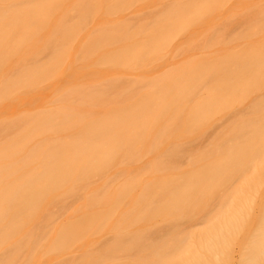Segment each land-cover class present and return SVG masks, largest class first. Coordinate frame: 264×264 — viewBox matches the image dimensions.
<instances>
[{
  "label": "bare ground",
  "instance_id": "6f19581e",
  "mask_svg": "<svg viewBox=\"0 0 264 264\" xmlns=\"http://www.w3.org/2000/svg\"><path fill=\"white\" fill-rule=\"evenodd\" d=\"M165 1H167V0H0V133L2 134V135H0V137H2V136L4 137V139H3V137H2V139L0 138V264H18V263H21V264H38V263H40L41 264V262H43V264L44 263L46 264V262L47 263L53 262L52 264H54L57 260L59 261V262L57 261L58 263L56 262L57 264H231V262H229V260H228L229 256L232 253V252L229 253L230 251H232L231 246L233 244H235L238 239L240 240L239 236L241 237L243 234L247 235V233H245V232L249 231V229H247V227H249L250 229L252 227V229H251L252 231L250 230L249 231L250 233H248V234L253 233L254 235L252 234L253 236H251L250 238H249V235L245 236V238L243 237L244 236L243 235L242 236L243 238L241 237V240L240 241L238 240V242H240V244L238 243L239 246L242 247L244 245L243 246L244 248L242 247V250H243L242 264H264V210H262V208L264 209V205H263L264 200L261 201V199H260L261 204H258L259 200L257 199V195H256L257 194V190H256L257 186L260 184L262 185L261 179L263 176H262L261 171L263 170V172H264V165L262 162V161H264V159H262V156L264 158V154H263V152L259 151L260 147L264 151V148H263V146H264V144H263L264 137L263 136L264 135H262V133H264L262 131V130H264L263 129L264 126L261 127V124L262 125L264 124V118L259 119L261 117H256V115H254V114H253V118L255 116L254 119H251L252 118L251 116L248 117L250 119L247 118V116H248L247 112H249L250 114L255 113V112H259V110H260L259 107H261V109L264 110V104L260 106V104L264 103V98L261 99V100H263L262 103H259V102H261V100L258 98L252 100L251 103L253 104V102L255 101L254 102L255 105L250 104L252 106L248 107L249 108V109H247L248 111L244 112L245 115L247 114V116L243 115L244 113L243 114L241 113L247 120L244 117L242 118V115L240 114L238 117H236L237 119L236 118L234 119L235 123L232 122V123H234V125H232V123H230L232 126L230 128V131L232 133L229 131V128H227V130H228L227 134L228 133H229V135L231 134L230 136L233 137L232 140L235 139V140H233L234 141L233 144L228 145L229 147L230 146L232 147L233 145H235V147L237 149H239V147H240V149H242L241 145L245 146V144H247L246 145L247 148L243 146V149L245 148L244 151L239 150L241 153L246 152L247 149L250 150L251 148H254L259 143L258 144L259 147L257 146V148L251 149L250 151H248L251 153L250 154L248 153L249 155L247 154V156H250V159H251V156L254 157L252 152L255 153V151L258 149L257 151H259V152H257L256 154L257 155L263 154V155L261 156V159H260L255 154L256 158H254V159L259 158L261 160V162H260V160H259V162H256L255 160H252V161L250 160L253 166L250 164L249 160H247V162H249L248 165H250L251 167H254V168H256V164H257V166L259 165V167H263V168L257 167L258 171L261 172L260 173L261 175L259 174V172L255 171V169L253 171L255 173H252V170H251V172H244L245 166L242 168V166L240 167V165L243 164L242 163L243 161L245 162V159L243 160L241 157L240 159L236 160L237 157H240L242 155L244 157V154L241 155V153L238 152L236 149H235L236 151L232 148L228 149L227 145H226L227 149L224 146L223 148H225L226 150H223L221 145H219V144L217 145L214 143V151H216L215 150L217 148V147L215 148L216 145L218 146L219 151H221V152H219L217 150L215 155L217 157L222 156V158L224 159L225 154L228 153L226 156H228V159L230 156L229 161L233 162L231 166L234 165L233 167L235 168V166L237 167V165H238V167H237L239 169V171L237 173L238 175H239V172L241 171L240 168H242L243 172L241 171L242 174L240 172V174H241L240 176H242L244 173L245 176L244 175L243 176L245 178L248 176V179H249L251 175L249 176L247 174L252 173V175L254 176V179H259L258 181L261 183L256 182L257 180H254L253 176H251L252 177L251 181L254 180L252 182L249 180V182L252 183V185H251L248 182L246 183L247 178L245 179L242 176L241 182L244 181L243 180V178H244L245 179L244 182L246 183V185H248V186L251 185V188L248 186L246 188V186L243 187L244 185L243 186L241 185L245 190L243 188L240 189L241 188L240 186H239L240 190L239 189L234 190L237 192L239 190V193H240V194L239 193L237 194V195H239L238 197L236 195L237 198H234L235 204L238 203V205H237L238 208L236 207L234 202H230V203L227 202V203H228V205L232 203L235 206V208H234V206H232V204H231L232 207H229V206L227 207V203H225L226 199L223 200L222 202H224V204L222 203L221 206L224 205L223 207H225V206L227 207L225 209L222 208L225 211V213H227V214H225L222 209L221 210L223 211V213L222 212L220 213L221 210H219V209L221 207H218V209L216 210L217 212L215 211L217 214H214L215 217L217 216L216 218H214L213 215L212 216L209 215L210 217H213V218H211L209 220L210 217L208 216V220H206L207 218L205 219L206 221H208V222H204V223H207L206 224L207 228H205V226L203 225L204 228L201 226L202 227L201 231H199V229L192 230V232L190 234H192L193 232L196 231L195 233L190 235L193 237V240L191 239L192 237L187 238L188 237L187 236L186 237L188 239V242H187V240L185 239L183 234H182L183 237L180 238L181 234H177L179 232H176V233L174 232V230L177 231V228H176L177 227V225H176L177 221H176V219L175 220L173 219V222H172V218L174 217L173 215L177 216L178 214L181 213V215H179V217L184 216V217L190 218L192 216L193 211H195L196 209L199 208V207H197L199 205V202L197 203L198 200H196V198H195L197 196L196 194L201 196L200 195L202 192L201 190L203 188L207 187V185H208L205 183L206 180H208V182L210 184L208 185L207 189L205 188L206 191L205 190H203V191H205V193H208L210 191L209 194H211V192H212L211 190L213 189L212 187L214 186L215 181L213 184V180L210 182L209 178L211 179V177H212V179H213V175L214 176L217 175V177H218V175L220 173L219 174L216 173V170H217L216 168H219L222 170V168L226 166V162L223 161L222 158L216 157V159H214V160L218 161L221 159L220 160L221 162H218V164H216L217 161L212 162L213 161L212 159H210L211 160L210 161L208 159L210 157L209 156L206 157V154H204V153H202V155H205V157H206L205 159H202V158H204V156L202 158H200V155L197 157L199 159L196 160L197 161L196 163H198V161H199V163L203 162L202 165L200 163L201 167L205 165V163L207 162V159H208V162H211V164L208 163L209 164L208 167L211 168V165H214V167H212L210 170H213V172H214V169H216L215 170L216 174H213L211 176H210L211 173L207 174L205 172V175H204L203 171H202V174L200 173L201 178H203V180L205 179L203 181L204 183H202L205 186H203L202 184H199V186L202 185L203 188L202 187L198 188L199 186L197 185L199 183L198 181H202L199 173H195V175L199 174L198 177L200 179V180H195L198 182V183L196 182L197 184L194 183L195 187L192 186L193 182H195V181L194 180L192 181L191 179H189L191 177L187 178V179H189L188 182L192 181V183H190L191 186H190V184L187 183V179H186V181H183L184 178L190 176L194 172H197L198 169L192 168L191 170H196V171H193V172L191 171L192 173H190V171H189L188 176L184 175L185 177L183 179L181 177L182 182L184 184H186L189 188V189L187 188L188 194L191 195V193H189V192H191L190 189H192V190H195L197 188L200 189L199 190L200 194L199 193H193L196 195L195 197L192 194L195 199L192 197V195L187 197L184 194V193H186V192H184L185 188L182 189L183 190L182 191L181 188H179L177 185L173 186V184L171 182L170 183L172 184L173 188H171L172 186L170 188H171V190L172 189H174V190H172V191L167 190L169 193L171 192L170 193L171 195H170L166 190L161 189L160 184L163 185L162 182H164L162 180V182L159 185H157V187L159 186L157 188V191H159V190L163 191V192L160 191V193L157 192L158 193L157 195L159 196L158 199L161 197V195H160L161 193L163 194L162 195L163 198L162 197L161 198L164 201H167V198L169 199V197L170 196L171 197L167 202H165L166 204L157 205L158 207L153 205V203H151L152 205L147 203L150 206L146 205L145 200H144L145 198L142 199V197H141L142 201L139 198L140 203L142 202L144 204L141 203L139 205L138 204L139 202L137 203L135 201V200L139 201L138 199H136V197L138 198V197H140V195H137V193H135V194L132 193L135 191L137 192V189H133L132 187L136 183H137V185H135V186H138L139 181L136 182V180L133 179L131 182H125L124 181L125 184L124 183H122V184L117 183V185H115L116 189L120 190V188H119L120 185L122 187V186L128 184L129 188H132V189H128V191L131 190L132 192L131 191L130 192L132 194H129L126 191L128 186H127V188L126 187L124 188V189H126L125 191L121 188L124 193H128V194H126L128 196H126L123 192H122V194H120L121 190H120V192H116V190H114L115 189L114 186H112V187L110 186L111 187L110 188L108 185V181L106 180L107 179L106 173H108V171H109L108 168L110 166V165H108V163L111 165H113L116 161L117 162L115 164H117L118 162L120 163L119 159L121 158L122 154H124V153L120 154V151H119L120 149L124 150L128 146L129 150L135 148L133 150V152L134 151L136 152L137 151L136 147L142 145V144H140L142 142L144 145V142H146V139L149 138L150 135H151L150 137L152 140H154V138H155V137L153 138L152 135L156 136L155 139L156 140L158 139L157 142L162 143V144L164 143L163 141L165 139H166L165 141H167L168 137L171 138L168 141H175L176 138L179 137V136H175V135H180V137H181L182 136L181 134H183L185 132L184 131L185 128L187 129V127L191 124V122H193V123L195 122L196 123V124H194L195 126L197 125V123L199 124L198 121L202 120V116H204L203 115L204 110L207 108V106L209 107L210 102H212L211 92H210L211 90H209V89H213L216 93V94L214 93L216 95V98H214V101H215V99L217 101L218 97H220V96H218L217 92H219V90L222 89V87H223L224 88V89H222V91L224 90L223 95L225 93V90L226 91L228 90L226 92V95L229 97L228 100H230V98H231V100H233L235 98V96H237L236 94H238L237 97L238 98L241 97L240 98L241 101L239 99H236V98H235V100L238 101L239 103H242L246 99V98L244 99V97H246L247 95L246 94L244 95V93H246L245 88L247 85H249V86L251 85L253 87V89H256L257 86L254 85L255 83L252 84L254 81L252 82L250 80L251 77H249L247 75L246 76L249 77L248 80L251 81L252 83L251 82L249 83L248 81H246V82H248L247 85L246 84L242 85V88L244 86L245 87L243 88V91H241L243 93H240V94L244 95V97L239 95V90H242V88L238 90V93L234 92V90L236 91L237 88H240L241 81H238L239 84L236 81V84H238L239 86H236L237 87L236 88L235 87L236 84H235L234 87L236 89L235 88H233L234 90L231 89L229 83H231V85L234 84L235 83L234 80L236 79V78H231V77H233L235 74H237L239 72L237 70L236 65L235 64L233 65V63H238L237 61H239L238 60L239 58H236L233 56L235 49L230 50L227 46L231 39L233 40V41L231 40L232 42H237L238 44L241 43V40L244 39L242 42H244L245 44L241 43V45H240V46H242V48L244 50L240 47L238 50L239 53L237 52V50L235 51L239 55H241L240 53H242V51L247 50V51H245V53H247L248 50L250 52V49H251V51L257 49V52L255 51V54H253L254 53L253 51H252V54H250L251 52L248 53V54H250V56L252 57L251 59L253 60V62H252V60L250 59L251 60L250 63H248V61H250V60H248V58H246L245 53L244 52L242 53V56H243L242 58L243 59H244V57L246 58L245 59L246 63L245 64H244V62H243V64L241 63V66L243 65L246 67V69H245V67H243V70L248 69V71H252V73L254 72L257 75V72H259V70H258V68H259L261 71L263 70L261 72V74L262 73L264 74V69L260 68L262 66V64H264V61H263L264 58L262 57L264 54V49L261 50L262 48L260 47V46H264V42H263L264 41L263 40L264 39V35H263L264 34L263 33L264 32V21H263L264 18H263V20L260 19V18L264 17V9L258 8L260 5L256 6L257 4H255V6L247 5V3H249V2L253 3L254 0H250V1H248V0H236L233 4L234 5L237 4V5L234 6L233 4H231V6H232V9H230L231 14L227 13V15L230 14L228 16L226 14H225V16H223V13L221 16H218L215 13H216V11H218L217 13H219V10L221 11L223 8H226V4H229L228 2H230L231 0L230 1H227V0H175V1L169 0L170 2L167 1V4ZM146 2H149L148 7H149V5H151L150 8L154 4L155 7H153V8H156L157 10L151 8V9H153V11H152L147 6H143L144 5L143 3L147 4ZM164 2H165V5H164ZM241 3H243V4H241ZM245 3L247 5V6L245 5L246 7L241 6V5H244ZM140 5L142 7L148 8L150 10L149 12L147 10L149 15H147L146 11H144V12L141 11L143 15H144V13H146V15H145L146 17L142 16V14H140V16H138L139 15L138 13H136L135 16L133 15L134 17L132 15L128 14L129 17L124 18L123 16L126 13L121 16V14L124 13L122 11H125L129 8V10L131 12V10L134 7L137 8V10H138V6H140ZM227 6H230V4ZM130 7H133V8L130 9ZM252 7H255L253 12L256 13L257 16L253 17L252 16L253 14L251 13L252 15L251 16L248 15V16L253 17V19H251V18L249 19V17H246V19L248 18L249 22L246 20V22L244 23L243 21H244L245 17H243L244 15L242 16V14L246 13L245 14V16H246L248 13L247 10L250 11V9ZM159 8H160V10H159ZM141 9H144V8H140V10ZM158 10H159V12H158ZM155 11L157 13H155ZM213 11H214V13H213ZM232 11H233V13H235V11H237L236 15L231 16L233 14ZM251 12H252V9H251ZM151 13L152 14L154 13V14L152 15ZM209 13H211V14H209ZM212 14H213V17L215 15L217 16V18L216 17L215 18L218 19L217 22H219V24L221 21V24L219 26V24H216V19L214 21L215 23L212 22V19H211L209 21V23H212L211 24L212 27L207 28L206 27L207 24L205 22H207L210 19V16H212ZM237 15L238 16L240 15V18H241V16L244 18V19L241 18V20H243L242 22L244 25V28L242 29L241 32H243V30H244L246 33L243 32V33L237 34V35L242 34L244 36V38L242 35H240V36L234 35L232 37H227V39H228V41H227L225 36L222 35V33L227 29V26L225 23L228 24V21H230V19L228 20V18H231V17H237L238 19H240ZM130 16H132V17L130 18ZM147 16H149V17L147 18ZM137 17H138V19H137ZM140 17L141 18L144 17L143 18L144 20L142 22H140L142 20ZM132 18H133V20H134V18H136V20L132 21ZM139 18H140V20H139ZM256 18H257L258 22L256 21ZM128 19H129V21H128ZM204 19H206V20H204ZM220 19H222V20H220ZM135 21L137 23H135ZM223 21H224V23H223ZM198 22H200V23H198ZM201 22L202 23L204 22V23L202 24ZM213 23L216 25H214ZM246 23L248 24V26L245 25ZM201 24H202V26L205 24L204 27H206V29H207L206 30L207 34L210 31H211V34L209 35V37L208 36L200 37V38H197L195 40V38L198 36H196L197 32H195V33L193 32L195 37L193 34H192V36L194 37L195 41L192 40V37H191V40L188 39L186 41L188 43L187 48L191 47L193 42H195L193 44V47L200 46V43H201V46H203V48H206L207 50L209 49L208 52L210 54L206 53V55H204V54H202V55L204 56L205 59L210 60L209 61L210 65L214 63V62H212V61H214L213 58L217 60V57H219L218 55H220L221 53H222V55H220L219 60H218L220 62V64L224 63L226 60L230 59L232 56L234 58H236V62H234L235 59L233 57H232L233 63L231 62V59H230V61L228 62V65L226 63L227 61L224 63L225 65L223 64L221 66L219 65L218 61H215V63H214V65L216 66V68L214 66L215 70L211 68L212 65L211 66L207 65V63H208L207 60L205 61V59L202 58V56L197 57V59H196V57H194V58L192 57L193 59L191 57H189L190 60L192 59L191 61L194 64L188 59H186V60H188L190 63H188V61L184 62V60L181 61L180 63H178V64H183V66L186 65V66H184L185 68L183 67L184 70H183V68L177 70V67H179L180 65L177 67L175 66L176 69L174 68V70L177 72L178 77L180 74L182 75V71L179 72L180 74L178 73V71H180V70H183V72L185 71L186 77L180 75L181 80L183 79L184 82H186L187 84H190V83H188L190 81L192 82V79L190 77L195 75L193 77V78H195L196 77L195 72L197 73L198 72L197 70H200L199 68L196 70L197 66L199 65V61H200V66L202 68V71L201 70L200 71H201V73L202 72L203 73H202V75L200 73H198L197 78H198V75H201L202 77H204L203 80L205 81L206 76L207 77L210 76L209 78H207L208 81L206 80L207 83L203 82V80H201L202 78H200V79L198 78L199 80L202 81V82L200 81L201 84L196 82L200 88L196 86L197 84H195V85L193 84L194 86L187 85L188 87L186 88V86L184 85L185 83H182L183 81L178 82V83L179 84L181 83V86L183 85L186 89L181 87L179 84H174V87H173L172 86L173 83H171V80L172 79L175 80L177 78L176 72L173 69H171V70L169 69L168 71H166V73L171 71V72H173L172 74H174V75H172L170 72H169L170 74L169 73L165 74L164 72L161 74V75H167L166 77H168V75L171 76V77L167 78V79H170L169 85H168L169 80H167V79L164 80L165 78L160 77L161 75L150 76L151 79L149 77H147L146 80H144V78H141V80H140V78H139V83H140V81H141V83H142V81H144V82L142 83V85H138V81L136 80V77L135 78L133 77L134 79L130 78L131 81H129V79L128 80L124 79V77L116 74L117 70L119 68H124V70L128 71L131 68L135 67L136 65H137V67L139 66L138 68L143 67V69L142 68L138 69L139 71L140 70L143 71L145 68L147 69V67H149V65L151 68L152 62L155 63L156 60L158 61V58L161 57V59H162V57H164V55L162 54L163 52H159V54H157L156 51L160 50L159 48H161V47H162L161 50L162 49L165 50V48L167 46H169L171 38L175 39V35H176L175 33L176 32H177V36H178V34H182L183 31L184 32L185 31L191 32L192 31L191 25H192V27L196 26V28L200 27V29H201V26H200ZM224 24H225V26H224ZM223 26H224V28L223 29L221 28L222 30L219 29L220 27H223ZM216 27L220 30V32L218 31V29ZM196 28H194V29H196ZM203 28H202V32L200 31V33H204L205 30L203 31ZM211 28H212V30H211ZM213 28H214V30H216L214 33H213V31H214ZM247 29L249 30V33H252L253 36L248 35ZM170 30H172V32L175 31L174 32L175 35L172 34L174 37L173 36L168 37V36H171L170 34L172 33V32H170ZM164 31L165 32L169 31V33L168 34H167V32L164 33ZM180 31H182V32H180ZM206 31H205V33H206ZM149 32H151L154 35V38H153L152 34H151L152 35V37H151ZM189 32H186V33H189ZM258 32H260V33H258ZM155 33H157L158 35H156ZM219 34H221V36ZM257 34H258V37H261V39L263 37V39H262L263 45L261 44L262 42H260L261 39H259L257 37L259 39V41H258V39L255 38V35H257ZM259 34H261V36ZM155 35H156V37L157 36H159V37L156 38ZM213 35L214 36L217 35V36L214 37ZM246 35H248L250 37H247ZM222 36L227 41V44H226V41L224 40V38ZM205 38H206V40H204ZM207 38H209L208 39L209 41L207 40ZM211 38H213V40H211ZM216 38H218V41H219L218 43H217ZM229 38H230V40H229ZM248 38L250 41L247 40ZM220 39H222V40L220 41ZM252 39L256 41V44L254 43L255 41H253ZM251 40L253 41L254 46L256 45L255 46L256 49H253V48H255L254 46L250 49H247L248 44L252 43ZM222 41H223V44H221V45H223V47L219 46L220 50L216 51V49L214 47L217 46V44L220 45V43ZM186 42H185V44H187ZM189 42L191 44H189ZM204 42L205 43L207 42V43L202 44ZM258 44H259V46H258ZM164 45H166V46H164ZM224 45L226 47H224ZM185 46L186 45H184L183 47L185 48ZM141 47H142V49L144 47H145L144 49L147 48L146 50H143L145 52H147V50H148V52L152 51V53H154V56H152L153 54L150 52H149L148 56H147V53H146V55H144ZM193 47H191V48H193ZM210 47H212V48H210ZM219 47L217 46L216 48L219 49ZM113 48H114V52L111 51V49H113ZM212 49H213L214 54L212 53ZM214 49H215V51H214ZM221 50L222 51L224 50V51L222 52ZM225 51H226V53L228 52L229 54L232 51L233 52L230 54L231 56H228L229 54L227 53L228 54L227 55L225 53ZM258 51L263 52L262 56H259ZM155 53L157 54L156 56H155ZM256 53L260 57V58L258 57L257 60H255V58L257 57V56L255 57ZM42 54L45 57V59H44V57L40 58ZM248 54H246V55H248ZM226 55L228 57H224ZM260 55H261V53H260ZM212 56H214V57H212ZM250 56H247V57L250 58ZM222 57L225 58V61H223V62H222L223 59H221V61H220V58H222ZM145 58H150L149 60H152V61L149 62V60L148 61L146 60L147 61L146 62ZM201 58L203 59L204 62L202 61ZM242 58L240 60H243ZM41 59H44V60L41 61ZM194 59L196 62H198V65H196L197 63H195ZM258 60H259V63H257ZM161 61H159V62H161ZM254 62H256L255 63L256 65L255 64L252 65V63H254ZM201 63L202 64L206 63L203 65L204 66L206 65V67H210V69H212V70H210V69L207 70L208 68L202 67L203 65ZM229 65L232 67H230ZM187 66H188V68H190V67L192 68L195 66L194 74L188 72V76H187V70L190 71V69H191V68L188 69ZM223 66L225 68H227L228 71ZM181 67H182V65L179 68H181ZM217 67H219V68H217ZM220 67H221V69H220ZM203 68H205L204 69L205 71H203ZM233 68H236V70L238 72L235 70H234L235 72H233V70H232ZM263 68H264V66H263ZM131 70L135 71L137 69L133 68ZM131 70L129 71L130 73H131ZM216 70H217V73H214V72H216ZM256 70H258V71H256ZM218 71H219V73H218ZM223 72L224 73L231 72L230 73L231 76L227 75L228 73L226 75L222 74ZM184 73H183V75H184ZM232 73H234V75ZM216 74H217V76H216ZM219 74L225 75L226 77L228 76L230 81L228 80V77H227V81L224 80L225 78H223V77H225V76L222 77V75H221V77H220ZM239 74H241V73L239 72ZM255 74L253 76H255ZM261 74H259L260 76L257 75L256 80L258 79L257 81L258 82L260 81L261 84L263 83L262 86H264V79H262L263 80L262 82L260 80L262 78V76H264V75L262 74V76H261ZM189 75H192V76L189 77ZM244 75H242V76H244ZM240 76H237L238 77L237 79H239ZM246 76L242 77V79H244L242 81H245V79L247 80ZM258 76L261 78L259 79ZM106 77H109V78H106ZM120 77H122V79ZM152 77L154 79L157 77L156 78L157 80L156 79L154 80ZM163 77H165V76H163ZM216 77H218L219 79ZM159 78H161V79H159ZM210 78H212V79H210ZM214 78L218 79V82H217V80L216 81L214 80L215 83L213 84ZM137 79H138V77H137ZM105 80H107V83L104 82ZM151 80H153V81H151ZM174 80H172V81H174ZM177 80H178V78H177ZM196 80L197 79L195 78L194 81H196ZM231 80L234 82L232 83ZM108 81H112V83H110V82L108 83ZM122 81H123V83H122ZM127 81L130 85L127 83ZM147 81H148L149 85L147 84ZM157 81H158V83H157ZM228 81H229V83H228L229 86L228 85H226V86L222 85V82L227 83ZM134 82L138 86L136 89H135L136 84H134ZM163 82H165V83H163ZM125 83L128 85H126ZM144 83H146L148 86L144 85ZM174 83H177V82H174ZM193 83H195V82H193ZM216 83L217 84L220 83V85H222V86L221 87H220V85L217 86ZM225 83H223V84L225 85ZM131 84L134 85V89L131 90V92L134 91L133 96H131L132 93H131V95H129L130 93H128L129 97L127 95L124 96V94H127V92L130 91L127 87H129L130 89L133 88L132 87L133 85H131ZM165 84H167L166 85L167 87L172 86L168 89L169 91L166 90L167 88H166ZM112 85H114L115 87ZM117 85H118V88H117ZM175 85H178L181 88L175 87ZM191 85H192V83H191ZM206 85H207V87H206ZM213 85H216V88H214ZM140 86L141 87L143 86L145 90L143 89V87L140 88ZM195 86L197 88V89L194 88L195 90H197L196 92H195V90L194 91L192 90L193 88H191V87H195ZM204 86H205V88H207L209 90V94H208L207 89L204 88ZM249 86H247V87H249ZM152 87H154L153 89L155 91L152 89ZM217 87H219V90ZM114 88H117L115 92H114V90H115ZM149 88H150V90L153 91L154 95H155L154 92H156L157 89H158V91L156 92V94L159 93L160 95H162L163 92L165 93V91H167V94L162 95V97L163 96L167 97L168 92H170V93L173 92L172 97H174V95H178V97H179V94H181L180 96H182V97H180V98H178L177 96L174 97L175 100H176V97L178 99H180V101L178 99H177L178 101L176 100L177 101V103H175L176 105L179 104L178 102L183 103V100L181 99L183 97H185L186 100L188 99V101H185V99H184V101H185L184 105L183 106L177 105L179 107V109H178V107H176V105H174V103L172 104V102H174V101L171 102V99L169 101L168 98L171 97L170 93H169L170 95L168 98L164 97V99H166V100L168 99L167 101H169L167 104H170V102H171L172 106L173 105L175 106V110H176V108L178 109L175 111L174 106H173V109H172L173 115L171 117L172 111L170 109L172 108V106L169 109L168 106L170 107V105L167 106V104L164 103L167 106V108L165 107V110L162 107H160L161 105L158 107L157 106L158 102L156 100V98H158V95L156 98L154 96V98L156 100V101L154 100L156 102V105L151 103V101H152L151 99H153V98L150 97L151 95H150V91L148 90ZM203 88L207 91L208 95L205 93L206 91ZM260 88L261 87H259V89ZM142 89L144 90V92ZM215 89H217L218 91L216 92ZM139 90H141V91H139ZM183 90L186 92L189 91V93H186L187 95L183 96L182 95V92H184ZM191 90H192V92H194V96H192L193 94H191ZM199 90L200 91L203 90V93L201 92L202 94H200ZM229 90H233V93H234L233 97H230L232 93ZM246 90L248 91V89H246ZM257 90H258V87H257ZM145 91H147V92H145ZM222 91L220 90V92H219V95L221 94V96H223ZM137 92H139V95ZM141 92L143 93L144 97H145V95H149V97H147L146 99L150 100L149 101L150 103L148 101L147 102L149 104H151V107H154V108L158 107L160 109V111L162 110V113L161 112L159 113L160 115L162 114L161 117L158 114V116L160 118H156V121H157V119L161 120L160 121L161 124L159 121L153 123V120H152V119H154V118H152V117H154L153 115L158 113V111H156L155 114L151 113L152 117H151V119H149L150 121L148 120L149 121L148 123H150V124L153 123V124H151V126L157 125L155 127L156 129L153 128L154 130H156L155 132L162 131V134H164V132L166 131V133H167L168 129H166V128H169V127L171 128V126L173 124L174 125L172 126V128L174 127V129H175V128H179L182 126L181 127L182 129L181 128H179L177 130L175 129L176 131L172 128L169 129L170 132L174 134V136L170 137L169 132L167 134L165 133L166 136L163 137V140H162L163 135L160 136L159 134H157L155 132H152V133L150 132L151 134L149 133V136H147V137H145V139H143L141 137L142 133H143V135H145V134L147 135V133H148V131H146L147 133L144 134L145 130H147L146 128H148L146 125L148 123L145 122V123H143L146 125V128L144 127L145 128L144 131H140L141 129L139 130V128H138V130L141 132L139 137L145 141L139 142L138 141L139 139H137L138 137L136 138L135 130L139 126H141L140 128H142V130L144 129L142 127L143 124H142V121L140 120L141 118H139V114L140 113L143 114V115L140 114L141 115L140 117H142V118L145 117L144 120H146V117L150 113L149 111L152 109L151 107L147 106L148 104L146 102V105L144 104L145 105L144 107L147 109H150V110L148 111L145 109V112L141 111L142 109H144V107H142V105H143L142 103H144V101L141 104H140V102L142 99H140L138 101V103L136 101V100H138L137 95H138V97L143 96V95H141L142 94ZM229 92H230V94H229ZM146 93H148V94H146ZM212 93H213V91H212ZM248 93H250V95H248V96H251L252 92L250 91V92H247V94ZM153 94H152V96H153ZM189 94H191V96H188ZM204 95L208 96V97H206L207 100L208 99L211 100L208 104H207L208 101L206 100ZM117 96H119V97H117ZM121 96H123V97H121ZM135 96L137 99L132 101L130 98L135 97ZM195 96H197V98ZM209 96H210V98H209ZM213 96L214 95H212V97ZM201 97H204L205 99H203V98L201 99ZM118 98H119L120 102L122 101L121 104L123 103L125 105L124 109H126V106H128L129 108L135 109L134 107H131V106H137V104H139L141 107L139 105L137 106V109L140 107V110H138V114H137L138 116L136 115V117H135L134 114H136V113L133 114V112H135V110H132L131 112H129V115H127L128 114L127 111H130L129 108H127L129 110H126V112L124 109H123V111L118 110V109L123 108V106L121 104H117V103H120L119 101H117ZM124 98H125V101H124ZM127 98H128V100H127ZM140 98H142V97H140ZM148 98H151V99H148ZM160 98H161V96H160ZM174 98H172V100ZM198 98H200V100ZM224 98H225V100H224ZM224 98H223L224 102L227 101L230 103L231 100L228 101L226 99L227 97H224ZM129 99L131 101H129ZM201 100H204V102H202ZM154 101H152V102H154ZM198 101H201V104ZM205 101H206V104L204 105ZM219 101H220V98L217 102H219ZM236 101H234V102L236 103ZM125 102L127 103V105ZM130 102H132V103L136 102V105L130 106V104H131ZM188 102H190V103H188ZM191 102H194L195 104L191 103ZM197 102L199 103L200 106L197 104ZM217 102H215V103L218 104ZM220 102H222V104L221 103L218 104L219 106L221 105L220 107H217L216 104L213 102L214 103L213 106L214 105L215 106L212 107V105H211L210 111L213 112L212 108H215V111H216L218 108L221 109L222 107H224L223 106L224 102L222 100ZM238 102L236 104H239ZM256 102H258L259 105ZM226 103H225V106H227V104H228V103L227 104ZM235 103H233V105ZM233 105H231V107ZM119 106H120V108H119ZM180 107H181V109H180ZM182 107H184V109L185 108L186 109L184 110V109H182ZM188 107H190V108H188ZM231 107H230V109H231ZM158 108H157V110H158ZM228 108H229L228 106L226 107V109L224 107L223 110L225 109L227 111ZM250 108L252 109V111ZM253 108H255V109H253ZM97 109H100V111ZM112 109H114V110H112ZM137 109H136V111H137ZM166 109L168 112L170 111V113H169L170 117L167 116L168 113H166L167 112ZM187 109L188 110L189 109L194 110V111H191V110H189V111H191L193 113L195 112V115L193 114L192 116H190V113H191L190 112L188 115V118H185V117H187L186 113L188 114V112H189V111H187ZM202 109H204V110H202ZM220 109H218V111ZM181 110H182V112L184 110L182 115H181V113H182ZM254 110H256V111H254ZM106 111L109 114L110 113L111 114L107 115L108 113L106 114ZM114 111H120L124 115H126V117L128 116L125 119L127 121V124L124 123L125 121H122V120H124L123 118L120 119L119 117H117V115L115 114ZM147 111H148V115L147 114L144 115ZM206 111H207V109H206ZM208 111H209V108H208ZM151 112H154V111H151ZM164 112L166 113L165 115H163ZM214 112L212 114L210 112H206V114L204 113L205 115H207L206 117H208V119H206V117H204L205 119L203 122H205L206 120L209 121V119H211L210 115L213 116L215 113H218L217 111L215 113ZM4 113H11L12 116H10L8 114V115H6L7 117H5V116H3ZM96 113L97 114L99 113L100 115L102 114V116H100L99 114L96 115ZM122 113H121L122 116L121 115H118V116L125 118V116ZM207 113L208 114L210 113V115L208 116ZM177 114H180V115H177ZM183 115H185V116H183ZM163 116H164V119H161V118H163ZM180 116L182 117V120H181ZM257 116H259V115L257 114ZM183 117H184V119H183ZM168 118H170L169 122H167ZM172 118H174V119H172ZM199 118H201V119H199ZM178 119H180V120H178ZM187 119H189V120H187ZM243 119H244V121H243ZM235 120H238V121L236 122ZM261 120H263V121H261ZM179 121L180 122L182 121L183 125ZM207 122H205V123H207ZM251 122H252V125H251ZM164 123L166 125L167 124H169V125H167V127H166V125ZM193 123H192V126H193ZM238 123L240 125L243 123L242 128ZM244 123H245V125H244ZM180 124H181V126H180ZM200 124L204 125V123H200ZM246 124H248V126ZM127 125H128V128H127L128 130H126V132H125V129H126L125 127ZM145 125H143V126H145ZM253 125H255V126H253ZM159 126H162L163 128L165 127V131H163V128H161L160 130H157L159 128ZM228 126H230V125L228 124ZM233 126L235 128H233ZM257 126H259L258 127L259 130L257 129ZM133 127H135V129H133L134 134L132 132ZM250 127L253 128L252 130H255V129L257 130L256 134H255V131H254V133L252 131L253 135L251 133H249V132H251L248 130V129H250ZM260 127H261V129H260ZM129 128L131 130V133L129 132L130 131ZM150 128H148V130ZM193 128L198 129V125L196 127H190L189 130L191 131V129L193 130ZM243 128L245 130H243ZM153 129H151L149 131H152ZM231 129L233 131H235V133H240V134H238V135L235 134ZM171 130L172 131L174 130V132H172ZM178 130H179V132H177ZM240 130H242V131H240ZM187 131H186V133H187ZM259 131H261L262 133H260ZM3 132L6 133L5 134L6 136L4 135ZM242 132H244L245 134ZM257 132L259 134H261L262 137L261 136L258 137ZM248 133H249V135H248ZM138 134H137V136H138ZM160 134H161V132H160ZM241 135H242V137H240ZM251 135H252V137H251ZM133 137H135L136 141L139 142V144L137 142V144H138L137 146L135 145L136 147L132 146L135 143H132V145H130L131 141L135 142L134 141L135 138L133 140ZM173 137H175V138H173ZM239 137H240V139H239ZM260 137H261V139H260ZM172 138H173V140H172ZM179 138H177V139H179ZM249 138H251L252 140H250ZM257 138H259L260 141L263 140L262 143L257 142V141H259ZM127 140H128V142H126ZM147 140H148V142L151 141V143H154L152 140H150V138ZM240 140L243 141V144L240 143V146H239L238 142ZM244 141H246V143H244ZM250 141L251 142L253 141L255 143L257 142V144L250 148L248 146ZM123 143L125 144L126 147L124 145H122ZM126 143H127V145H126ZM236 143H237V145H236ZM255 143H253L252 145H254ZM260 143L262 144V146L260 145ZM36 144H40V145H37L38 148L37 147L35 148ZM251 144H249V145L251 146ZM237 146H239V147H237ZM131 147H133V148H131ZM233 148H234V146H233ZM128 149H126L124 151L125 154L123 155V157L126 156L127 154L128 155L130 154V157L127 156L129 158H131V155H135L133 157H137L136 153L133 154L132 152H128L129 151ZM123 150H121V152H123ZM228 150H230V151L234 150L233 151V152H235L234 156L236 155L235 160L233 159L234 158L233 152L231 153L232 157H233L232 158L231 154L229 155L230 151H228ZM253 150H255V151H253ZM126 152H128V153H126ZM169 152L171 155L169 153H167V156L169 155L172 157V154L174 155L176 151L173 150V151H169ZM237 152L240 153V156L239 155L237 156V154H236ZM177 153L178 152H176V154ZM218 153H220V154H218ZM222 153H224V155H222ZM118 155L120 156V158L118 157ZM116 157L118 158V160H116L117 159ZM245 158H247V157H245ZM231 159H233V161ZM241 159L243 161H241ZM109 160L110 161L113 160L112 163L113 162L114 163L112 164L111 162H109ZM203 160H205L206 162ZM222 161L225 163V165L222 163ZM229 161L227 160V162H229ZM237 161H240L241 164L239 162L237 164ZM247 162L245 164H247ZM219 163H222L224 166L222 164H220V165H222V168L218 167V166H220ZM229 163H227V165L229 166V169L227 166L226 167L229 170L228 171L229 173L228 172L227 173L230 174V176H231V174L233 175L235 173V171L237 172L238 169L237 168H236L237 170L231 169ZM234 163H236V165ZM260 163H262V164H260ZM115 164H114V166L117 167ZM162 164L164 167L165 166L164 163H162ZM245 164H243V165H245ZM120 165H121V163L118 164L119 167H117L116 173H118V171H119V173H121L122 170L120 169V167H121ZM154 165L155 166H158V165L161 166V164H153L151 166L148 165V167H150V168L153 167V169L147 168V172H150V178L155 175L154 174V172H155L154 171ZM160 166H158V168H160ZM250 166H247V168ZM201 167L199 168V170L201 169ZM208 167H205L206 170L204 168V171L209 170V169H207ZM155 169H156V167H155ZM230 169L232 171L233 170L234 171L232 172V171H230ZM151 170H153V171H151ZM221 170H219V171H221ZM223 170H224V168H223ZM223 170H222L221 174H223V172H224ZM94 172H95V174H94ZM101 172H105V174L101 173ZM210 172H212V171H210ZM217 172H218V170H217ZM98 173H100L101 176L100 175L99 176L101 177L103 185H105V187L102 185V183L99 185L98 184L96 185L92 181L91 177L97 176L96 174H98ZM227 173L225 172L226 175H228ZM257 173L259 174V176ZM71 174H72V176H71ZM93 174H94V176H91ZM102 174L106 178L103 179ZM151 174H154V175H151ZM225 174H223V175H225ZM255 174H257V175H255ZM195 175L192 174L191 176H193L194 179H196V178L198 179V177L195 178ZM203 175L205 177H203ZM223 175H221V177L223 179L220 177L222 180L219 179V177L215 178V180L216 179L220 180L219 182H218V180H216V185H218L219 183H221L224 180L225 184L223 183L224 181L222 182V184H220V186L222 187L223 184H224V186L227 185L226 184L227 179L231 180L230 177H226L227 179L225 180L224 179L225 177H223ZM234 175L237 176L236 173ZM73 176L75 177V180H73V179L71 180V178H74ZM260 176H262V177H260ZM231 178H233V177L231 176ZM151 179H150V181H152ZM154 179H153V182H154ZM156 179L157 180L159 179L158 182L161 181L160 180L161 178L158 177L157 175H156ZM87 180H88V183H90V184L86 183ZM157 180L155 181L156 184L158 183ZM133 181H135L134 185L132 183ZM165 181H166V182H164L165 184L169 183L168 180H165ZM92 182L94 183V185H91ZM104 182H106V183H104ZM120 182H122V181H120ZM228 182L229 181L227 180V183ZM254 182L257 184H255ZM170 183L167 185H171ZM130 184H132L133 186H131ZM241 184H244V183H241ZM253 184H255V185H253ZM88 186L90 188H88ZM93 186L95 188H93ZM189 186L192 188H190ZM196 186H197V188H196ZM252 186H255L254 187L255 190L252 189ZM96 187H99L101 189L95 190ZM215 187L217 188V186H215ZM104 188L106 190H103ZM112 188H113V190H112ZM248 188H250V189L248 191H246ZM81 189H83V190H81ZM91 189H92V191H91ZM198 189L195 191L198 192ZM74 190L76 192H73ZM77 190H78V192L79 191L82 192V194L79 192L81 194V196H80V199L77 202V204L79 202L80 203L77 206H75V207H77V209L79 211L75 213L76 216L74 215V217H71L70 222H73L76 219L77 220L75 222L69 223V224H63L64 222H66V220H64V222L61 221L62 223L59 221H56L55 224H57V222L59 223V225L57 224L58 228L56 227V230H55L56 233H49L47 230V227H45V226H48V224L51 222L52 219H48V217H46L45 215L46 214L55 215V213H53V210L50 213L46 212L47 210L45 209L46 210L45 211L44 207L51 209L50 206L55 205L54 207L57 208V206L59 204L58 210L63 211L65 208L64 206H66V203L64 202V200L67 201V199H69V197L73 198L74 195L73 196H71V195L73 193H75V194L78 193ZM86 190L88 191L87 193L84 192ZM101 190H103V191L101 192ZM110 190H112V192L114 191L115 193H118V194H115L114 192L112 193ZM133 190H135V191H133ZM241 190L244 193L241 192ZM263 190H262V192H264ZM255 191H256V193H255ZM55 192H57L58 195ZM98 192L101 193L102 196ZM110 192H111V194H110ZM164 192L165 193L167 192V195L169 194V197L166 196L164 194ZM177 192H179L178 194H180V192H181V194L178 195ZM246 192H247V195L251 194L253 192V194H251V195L255 196V198L258 201L256 199L254 200L253 196H251L252 198H248L247 196H245ZM53 193H55V195ZM79 193L76 195L79 196L80 195ZM69 194H71V195H69ZM108 194H110V195H108ZM112 194H114L116 197H117V195H121V196L123 195V196L120 198L118 196V200H117V199H115L116 197L112 198ZM203 194L204 193L202 192V196H203ZM56 195H57V203H56V200H54ZM62 195L66 196V198L63 199L64 197ZM68 195H69V197H67ZM97 195H98V197L100 196L101 198L99 197L100 198L99 199L97 197ZM107 195L110 196L111 199H115L116 200V201L114 200L115 203L112 200H110L107 197ZM124 195L126 197L130 198L131 203L134 200L137 203V205L140 206V207L138 206V208H140L141 210L144 209V211L142 210L144 213L142 211H140L141 213H139V211H138L139 209H137V207H133V203H132V205L127 203L128 206H127V204H125V206H127L126 207L127 209L125 210V207H123L124 204L122 203L123 199L125 201ZM133 195H134V197H133ZM181 195H183V196H181ZM241 195H243V197ZM51 196H52V198H54L53 203L51 201L52 199H50ZM75 196H74V198H75ZM199 196H197L198 197L197 199L202 198V196L201 197H199ZM189 197H191V198H189ZM81 198H83V201ZM188 198L190 199V201ZM192 198L194 200H196V203L194 201H191V200H193ZM246 198H248L250 200L249 203L247 202L248 200H245ZM49 199L51 201L50 205H49ZM58 199H59V202H58ZM101 199L104 200V204H102L103 201H100ZM119 199H121V200H119ZM146 199H147L146 202H150L148 197H146ZM162 199H159V200L162 201ZM61 200L65 203V204L63 203L64 205L62 204V202H60ZM186 200H187V202H185ZM244 200L246 202L241 204V202H244ZM253 200L255 202L257 201V204H258L257 206L255 205L256 203L252 204ZM46 201H48V202H46ZM110 202L112 203V206L119 204V202H121V204H119V206L121 205L122 207L119 208L117 205L116 207L119 208L118 210L116 207L112 208L111 205L109 207V204H111ZM169 202H171L172 205L175 204L170 209H169V204L171 207V203H169ZM191 202H192V204L194 203L193 204L194 206H195V204L197 205L195 207H191L192 204L189 206L191 208H194L193 210H191L188 207V205ZM184 203L186 206V208H184V209H186V212L185 211L180 212L182 206L185 207L183 205ZM186 203L187 204L189 203V204L186 205ZM246 203H248V204L251 203V205H247ZM60 204L63 206H61ZM243 204H245V205H243ZM98 205H100V207ZM103 205H105V206H103ZM142 205H144V208L141 207ZM240 205L242 207H240ZM252 205H253V208H252ZM261 205H262V207H261ZM249 206H251V208ZM54 207H52V208H54ZM78 207H80V208H78ZM107 207H109L110 209H108ZM132 207H133V209L135 208V211H134L135 215H133V216L131 215L133 213L132 209H131ZM41 208H43V210H41ZM111 208L115 209L114 211L115 212L117 211L118 213L117 212L115 213ZM228 208H230L229 211L226 210ZM241 208H246V209H244L246 212ZM77 209L75 208V210H77ZM97 209H99L102 212H98ZM104 209H106V210H104ZM122 209H123V211H122ZM129 209H131V211H129ZM184 209L182 208V210H184ZM249 209L252 210L254 213L252 211L250 212ZM255 209H258V210L261 209V211H259V212H257L258 210H256V212L259 215L257 213H255ZM159 210H160V213L162 212L161 216H166V215L168 216V217L166 216L167 219L169 218V215H170L171 216L170 217L171 222H169L170 225H171V223L174 224V225H171L173 228L175 225L176 226L174 229H172V227L170 228V229H172L171 230L172 234L170 233V235L168 236V234L170 232L169 231L165 237H163L164 236V234H163V235H161V237H157L158 238V240H157L156 238H154V237L151 238V236H150L151 235L150 231H153V230L150 227H148L147 225H146V227H144L142 223L147 224V220L153 219L154 217H156L159 213ZM168 210H169V213H168ZM42 211L46 212V213L42 214L41 213ZM121 211L124 213H122ZM136 211H138V212H136ZM173 211H175L174 214L172 213ZM177 211H178V214H176ZM189 211L191 213L190 215L188 214ZM243 211H244V215H243ZM262 211H263V214H262ZM125 212L126 213L128 212V214L131 215V217H133V218H131L132 220H130L129 215H127L128 218H126ZM145 212H146V215H145ZM137 213H139V214H137ZM164 213H165V215H162ZM182 213H185V214H182ZM228 213H229V215H228ZM246 213H248V214H246ZM260 213L262 215H260ZM114 214H116L115 217H114ZM118 214H119V218H118ZM187 214L189 216H187ZM249 214H251V215L249 216ZM255 214H257L258 216H255ZM44 216L46 218H44ZM246 216H249L250 218L248 217V219H246L247 218ZM75 217H78V218H75ZM166 217L164 219H166ZM253 217L254 218L255 217H258V218L261 217V218L260 219H258V218L254 219ZM40 218H42V219L40 220ZM68 218L70 219V217H68ZM253 219H254V223L256 225H250L251 226L250 227L249 224L253 223ZM35 220H37V221L40 220V224H42L41 226H43L41 229L39 228V226L34 225ZM248 220H250V223L248 222ZM111 224H112V226H111ZM38 225H39V223H38ZM256 226H258V227H256ZM141 227H144V228H141ZM102 229L103 230L106 229L107 231L105 230L103 232ZM108 229H109V231L111 229V231H110V233L112 234V235L110 234L111 239H112L111 241H109L108 238L106 240L101 239V241L97 240L98 238L96 239V237H98V235H102L101 233L106 232L108 234L109 233ZM97 231L98 232L100 231V233L99 234L96 233ZM94 232H95V234H94ZM241 232L243 233L242 235H241ZM236 233L238 235H236ZM91 235L96 236V237H94V236L92 237L95 240H93L91 238ZM195 235H196L195 239H197L196 242L194 239ZM177 236L179 237V239ZM80 237H81V239H80ZM167 237H169V238H167ZM159 238H161V239H159ZM78 239H80V241L82 240V242L84 241L85 242V243L83 242L84 245L82 242H79ZM243 239H249L250 241L247 244L248 240L245 243V241ZM76 240L78 241V244H80V245L76 244ZM96 240H97V242H96ZM46 241L47 242L49 241V243H51V244H46L47 243ZM189 241H191V243ZM234 241H235V243H234ZM242 241H244V243ZM44 242H45V244H44ZM95 242L98 245H94L95 247H93V243H95ZM34 243H36V244H34ZM42 243H43V245H42ZM81 243H82V245H81ZM85 244H86V246H85ZM90 244H91V247L93 249H88V248H90ZM74 245L77 247L78 246H80V247L77 248ZM245 245H246V247H245ZM43 246H47V248H44ZM71 246L72 247L74 246L73 247V248H75L74 251H73ZM82 246L84 249L86 247L87 248L83 252L80 250V252H82V253H80L79 249H83ZM66 247L71 248V249H69L70 251L67 250L68 248L66 249V254L68 251L70 253H68L67 255L71 256V257H67L68 263H64L61 261V259L62 260L66 259V254H63ZM41 248H44V249L41 250ZM38 250L41 251V254L43 256L40 254V252ZM45 250H46V252H45ZM42 251H44V252L42 253ZM75 251H77L78 254ZM246 251H248V252H246ZM1 253H2V255H1ZM71 253H72V255H71ZM73 254H74L75 258L73 257ZM44 255L46 257L44 258L45 260L42 261L41 259L44 257ZM47 255L49 257H47ZM50 255L51 256L53 255L52 257H55L54 258L55 261L54 260L51 261L52 257ZM61 255H63V256H61ZM60 257H63V258L60 259ZM46 258L48 260H46ZM57 258H59V259H57ZM70 258L72 259L71 261H69ZM49 259H50V261H49ZM227 262H229V263H227Z\"/></svg>",
  "mask_w": 264,
  "mask_h": 264
},
{
  "label": "rangeland",
  "instance_id": "374dc122",
  "mask_svg": "<svg viewBox=\"0 0 264 264\" xmlns=\"http://www.w3.org/2000/svg\"><path fill=\"white\" fill-rule=\"evenodd\" d=\"M167 1H169V0H167ZM167 1H165L166 4H167ZM174 1H175V0H174ZM227 1H230V0H227ZM235 1H236V0H231V1H230L231 3H230V2H228V3H229L230 6H231V4H233ZM248 1H250V0H248ZM165 2H164V5H165ZM169 2H170V1H169ZM251 2H252V1H251ZM146 3H147V4L143 3V4H144L143 6H147V7H148L149 2H146ZM150 3H151V2H150ZM229 4H226V8H223L221 11L219 10V13H217L218 11H216L215 14H217L218 16H221L222 13H223V16H225V14L227 15V13H230V12H231L230 9H232V6H231V7H230V6H227V5H229ZM241 4H243V3H241ZM255 4H257L256 6H259V5L261 6V7L259 6L258 8H262V9H264V7H263V6H264V0H254L253 3H250V2L247 3V5H253V6H255ZM233 5H234V4H233ZM236 5H237V4H236ZM236 5H234V6H236ZM245 5H246V3H245L244 5H241V6L246 7L247 5H246V6H245ZM150 6H151V5H149L148 8H150ZM153 7H155L154 4L152 5L151 8H153ZM227 7H228V8H227ZM229 7H230V8H229ZM131 8H133V7H130V9H131ZM134 8H135V7H134ZM134 8H133V9H134ZM140 8H144L145 10H144V9H141V10H140ZM148 8L142 7V6L140 5V6H138V10H137V8L134 9L135 11L137 10L136 12H135L133 9H132L131 12H130L129 8H128V9L126 8V9H127V10H125L126 12H125V11H122V12H124V13H122L121 16L124 15L125 13H126V14L123 16L124 18H125V17L128 18L129 15H132V16L134 15V16H135L136 13H138V14H139L138 16H140V14H142V12H144V11L147 12V10H148V12H149L150 10L153 11V9H156V8H153V9L150 8V10H149ZM254 8H255V7H252V8H251V9H252V12H251V9H250V11L247 10L248 13H247L246 16H245L246 13H244V14L241 13L242 16L244 15L243 17H245V19H244V18L241 16V18H243L244 21L241 20L240 15H239V16L237 15L240 19H238L237 17H231V16H233V15H236V12H237V11H235V13H233V11H232L233 14L230 16L231 18H228V20L230 19V21L227 20V21H228V24L225 23L226 26H227V29H226V30L224 29L225 31H224L223 33L221 32L222 35L225 36L226 39H227V37H232V36H234V35H236V36H240V35H242V34H240V35H237V34H238V33H243V32H245L244 30H243V32H241V31H242V29L244 28L243 22L245 23L246 20L248 21V18L246 19V17H249V16H251L252 14H253V15H252L253 17H256V16H257V14L253 12V11H254ZM256 8H257V7H256ZM258 8H257V9H258ZM257 9H256V10H257ZM156 10H157V9H156ZM159 10H160V8H159ZM159 10H158V12H159ZM217 10H218V9H217ZM141 11H142V12H141ZM214 11H215V10H214ZM214 11H213V13H214ZM227 11H228V12H227ZM247 11H246V12H247ZM148 12H147V15H149ZM249 12H250V13H249ZM155 13H157V12L155 11ZM220 13H221V14H220ZM251 13H252V14H251ZM128 14H129V15H128ZM151 14H152V13H151ZM153 14H154V13H153ZM153 14H152V15H153ZM209 14H211V13H209ZM230 14H231V13H230ZM230 14H228V15H230ZM145 15H146V13H144V15L142 14V16L146 17ZM228 15H227V16H228ZM248 15H249V16H248ZM132 16H130V18H131ZM134 16H133V17H134ZM206 16H207V15H206ZM209 16H210V15H209ZM258 16H259V15H258ZM144 17H143V18H144ZM148 17H149V16H147V18H148ZM211 17H212V18H211ZM215 17L217 18L216 15L213 17V14H212V16H210V19H209L207 22L204 21V20H206V19L203 20V21L207 24V25H206L207 28H208V27H212V26H211L212 23H209V21L212 19V22H214L215 19H216ZM253 17H249V19H250V18L253 19ZM130 18H129V19H130ZM140 18H141V17H140ZM140 18H139V20H140ZM143 18H141L142 20H141L140 22H142V21L144 20ZM213 18H214V19H213ZM225 18H226V17H225ZM259 18H260V17H259ZM259 18H258V19H259ZM263 18H264V17H262V18H260V19L263 20ZM129 19H128V21H129ZM137 19H138V17H137ZM226 19H227V18H226ZM260 19H259V20H260ZM125 20H126V19H125ZM134 20H136V18H134ZM134 20H133V18H132V21H134ZM217 20H218V19H216V24H219V22H217ZM220 20H222V19H220ZM225 21H226V20H225ZM242 21H243V22H242ZM256 21H257V18H256ZM263 21H264V20H263ZM130 22H131V21H130ZM204 22H203V23H204ZM248 22H249V21H248ZM257 22H258V21H257ZM132 23H133V22H132ZM135 23H137V22L135 21ZM135 23H134V24H135ZM198 23H200V22H198ZM201 23H202V22H201ZM203 23H202V24H203ZM208 23H209V24H208ZM214 23H215V22H214ZM214 23H213V24H214ZM223 23H224V21H223ZM202 24L200 25V26H201V29H200V27H199V28L197 27V28H198V29H197L196 26H195V27H192V25H191V28H192V31H191V32H189V31H185V32H184V31H183V33H182V34H178V36H177V32L175 33V34H176V35H175V34H174L175 31L172 32V30H170V32H172V33L170 34L171 36H168V37H172L173 35H175V39H174V38H173V39L171 38V41H170L171 44L169 43V46H167V47L165 48V50L162 49V50H163V51H162V50H161L162 47H161V48H159L161 51H160V50L156 51L157 54H159V52H163L162 54L164 55V57H162V59H161V57L158 58V61L156 60L157 62L155 61V63H153V62H152V64L150 63V64H151V68H150V65H149V67H147V69L145 68L146 70L144 69L145 71H144V70H143V71H141V70L139 71L138 69H141V68L143 69V67L138 68L139 66L137 67V65H136V66L133 67V68H136L137 70L133 71V70H131V69H133V68H131V69H130V70H131V73L129 72L130 70H128V69H127L128 71H126V70H124V68H119V69L117 70V73H116V74L119 75V76L124 77V79H127V80L129 79V81H131L130 78H133V77L135 78V77H136V80L138 81V85H142V83H143L144 81H142V83H141V81H140V83H141V84H140V83H139V78H140V80H141V78H144V80H146L147 77H149V78L151 79L150 76H159V75H161L163 72H164L165 74H167V73H169V72L172 74L173 72L169 71V72L166 73V71H168L169 69H170V70H171V69L174 70V68L176 69V67L179 66V65H180V66L182 65V67H181V68H179L180 66L177 67V70L182 69L184 66H186V65L183 66V64H178V63H180L181 61L184 60V62H187L188 60H190L189 57H191V58H192V57H193V58L196 57V59H197V57H201V56H202V58H204V56H203L202 54H204V55H206V53L208 54V53H209V52H208L209 49L207 50L206 48H203V46H201V43H200V46H195V47H193V44H194L195 42L192 43V46H191V47H193V48H191V47H188V48H187L188 43L186 42L188 39L191 40V37H192V40H194V37H195L194 33H195V32L198 33V34L196 33V36H198V37H196L195 40H196L197 38H200V37H206V36L209 37V35L211 34V31L208 32V34H207V31H206L207 29H206V27H204L205 24H204L203 26H202ZM216 24H214V25H216ZM220 24H221V21H220ZM220 24H219V26H220ZM225 24H224V26H225ZM249 24H250V23H249ZM194 25H195V24H194ZM194 25H193V26H194ZM222 25H223V24H222ZM245 25L248 26L247 23H246ZM197 26H198V25H197ZM217 26H218V25H217ZM224 26H223V27H220L219 29H221V28L223 29ZM203 27H204V28H203ZM213 27H214V26H213ZM191 28H190V29H191ZM194 28H196L197 30L194 29ZM202 28H203V31H204V30L206 31V33H205V31H204V33H200V31L202 32ZM216 28H217V27H216ZM187 29H188V28H187ZM193 29H194V30H193ZM217 29H218V28H217ZM219 29H218V31L220 32ZM222 29H221V30H222ZM195 30H196V31H195ZM211 30H212V28H211ZM213 30H214V28H213ZM245 30H246V29H245ZM247 30H248V29H247ZM215 31H216V30H214L213 33H214ZM166 32H167V31H166ZM166 32L164 31V33H166ZM180 32H182V31H180ZM180 32H179V33H180ZM186 32H189V33H186ZM193 32H194V33H193ZM149 33H150V35L152 34L151 32H149ZM153 33H154V32H153ZM168 33H169V31L167 32V34H168ZM213 33H212V34H213ZM245 33H246V32H245ZM258 33H260V32H258ZM261 33H262V32H261ZM263 33H264V32H263ZM155 34L158 35L157 33H155ZM172 34H173V35H172ZM192 34L194 35V37L192 36ZM217 34H218V33H217ZM152 35H153V34H152ZM152 35H151V37H152ZM156 35H155V37H156ZM190 35H191V36H190ZM219 35L221 36V34H219ZM248 35H250V36L252 35V33H249V30H248ZM248 35H246V36H247V37H250V36H248ZM259 35L261 36V34H259ZM263 35H264V34H263ZM189 36H190V37H189ZM213 36H214V35H213ZM216 36H217V35H216ZM216 36H214V37H216ZM223 36H222V37H223ZM242 36H243V35H242ZM252 36H253V35H252ZM157 37H159V36H157ZM157 37H156V38H157ZM173 37H174V36H173ZM214 37H213V38H214ZM257 37H258V34L255 35V38H257ZM153 38H154V35H153ZM213 38H211V40H213ZM218 38H219V37H218ZM218 38H216V39H217V43L219 42V41H218ZM223 38H224V37H223ZM225 38H224V40H225ZM243 38H244V36H243ZM245 38H246V37H245ZM253 38H254V37H253ZM258 38L261 39V37H258ZM258 38H257V39H258ZM208 39H209V38H207V40H208ZM233 39H234V38H233ZM240 39H241V38H240ZM250 39H251V38H250ZM259 39H258V41H259ZM262 39H263V37H262ZM262 39L260 40V42H262ZM173 40H174V41H173ZM195 40H194V41H195ZM204 40H206V38H205ZM221 40H222V39H220V41H221ZM224 40H223V41H224ZM229 40H230V38H229ZM231 40H232V39H231ZM231 40H230V42H229L228 45H227L228 48H229L230 50H231V49H235V51L237 50V52L239 53L238 50H239L240 47L242 48V46H240V45H241V43H244V42H242L244 39L241 40V43H239V44H238L237 42H232L233 40H232V41H231ZM235 40H236V39H235ZM238 40H239V39H238ZM247 40H249V38H248ZM252 40H253V39H252ZM252 40H251L252 43L249 42L250 40L248 41L250 44H248L247 49L252 48V47L254 46V43L256 44V41L253 40V41H255V42L253 43ZM263 40H264V39H263ZM208 41H209V40H208ZM215 41H216V40H215ZM223 41L220 43V45H218L216 42H215V43L217 44L218 47H219V46H222V47H223V45H221V44H223ZM225 41H226V40H225ZM227 41H228V39H227ZM227 41H226V44H227ZM239 41H240V40H239ZM239 41H238V42H239ZM185 42H186L187 44H185ZM197 42H198V41H197ZM197 42H196V43H197ZM199 42H200V41H199ZM210 42H211V41H210ZM263 42H264V41H263ZM263 42L261 43L262 45H263ZM206 43H207V42H206ZM206 43L204 42V43H202V44H206ZM208 43H209V42H208ZM213 43H214V42H213ZM213 43H212V44H213ZM167 44H168V43H167ZM189 44H191V43L189 42ZM209 44H210V43H209ZM209 44H208V45H209ZM244 44H245V43H244ZM251 44H252V45H251ZM184 45H186L185 48L183 47ZM246 45H247V44H246ZM164 46H166V45H164ZM217 46L214 47V48L216 49V51H217V50H220V47H219V49L216 48ZM243 46H244V45H243ZM255 46H256V45H255ZM255 46H254V47H255ZM258 46H259V44H258ZM258 46H257V47H258ZM224 47H226V46L224 45ZM260 47L262 48L261 50L264 49V48H263L264 46H260ZM144 48H145V47H144ZM144 48L142 49V47H141L142 51L147 49V48H146V49H144ZM148 48H149V47H148ZM163 48H164V47H163ZM210 48H212V47H210ZM215 49H214V51H215ZM223 49H224V48H223ZM242 49H243V48H242ZM242 49H241V50H242ZM253 49H256V47L253 48ZM243 50H244V49H243ZM111 51L114 52V48L111 49ZM221 51H222V50H221ZM223 51H224V50H223ZM223 51H222V52H223ZM235 51H234V55H233V56L236 57V58H239V59H238L239 61H237L238 63H233V62H232V57H233V56H232L230 59H231V62L233 63V65H234V64L236 65L237 70H238L241 74H239V72L236 70V68H233V69H232L233 72L237 71L238 73L235 74L236 76L234 75V73H232L235 77L233 76V77H231V78H236V79H237V78H238L237 76H240V75L242 76V75L245 74V75L242 76V77H245V76L247 75V76L251 77L252 79L250 78V80H251L252 82H253V81H254V82L252 83L251 81H249V80H248L249 77H247V76H246L247 80L245 79V81H242V80H244V79H242V77L240 76L239 79H237V80L235 79V80H234L235 83L232 84V85H233V86H232L231 83H229L230 80H229V77H228V76H227V77H228V80H229V81H228L227 83H225V82L227 81V77H226L225 75L228 73L227 75H230V76H231V74H230L231 72H226V73L223 72L222 74H225V75L219 74L220 77H221V75H222V77L225 76V77H223V78H225L224 80H226V81H225V82H222V85H223V86H226V85H228V83H229L231 89H233V88H235L236 86H239V85H238V84H239L238 81H241V83H240V88H237V87H236V88H237V89L235 88L236 91L233 89L234 92L238 93V90L242 88V85H245V84L247 85L248 82H249V83L251 82L252 84L255 83L254 85L258 87V90H257V87H256V89H253V87H252L251 85H250V86L247 85V86H249V87L246 86V88H245V92H246V93H244V95H245V94H246L247 96L250 95V93L247 94V92H250V91H251L252 93H251V96H248V97L246 96V97H244V95L240 94V93H243V92H241V91H243V88L245 87V86H244V87L242 88V90H239V95H240V96H243L244 99H245V98H246V99H245L244 101L242 100V101H243L242 103H239L238 101L235 100V98L240 100L241 97L238 98V97H237L238 94H236L237 96H235V98H234V99L232 98V99H233L234 101H236V103L238 102L239 104H236V103H235L233 100H231V98H230V100H231L233 103L236 104V105H235V104L233 105V103H232L230 100H228L229 97L226 95V92H227L228 90H227V91L225 90V93H224L225 96H224V95H223V91H224V90L222 91V89H224V88L222 87V89H220V90L222 91V95H223V96H221V94L219 95V92H220L219 87H217L218 90H219V92H217V91H218L217 89H215V90H216L218 96H220V97H218V100H219V98H220V101L222 100V101L224 102V100H225L224 97H227L226 99H227L228 101H230V103L226 101V102L229 104V105H228L226 102H224V105H223V106L225 107V109H226L227 106L229 107L227 111H226L225 109L223 110L224 107H222L221 109H222L223 111H222L220 108H218V109H220V110L218 111V109L216 108V109H217L216 111H217L218 113H215V112H216V111H215V108H212V111H213V112L215 111V112H214L215 114L212 116V115H210V113H211V114L213 113V112L210 111V110H211V109H210V106L212 105V107H214L215 105L213 106V104H214L215 102H217L218 100L216 101V99H215V101H214V98H216V95H215L216 93H215V91H214L213 89H209V90H211L210 92H211V99H212V102H210V101H211L210 99L207 100L206 97H208V96H205V95H204V97H205L206 100L208 101L207 104H208L209 102H210V104H209V107L206 105V106H207V108H206L207 111H206V109H205V110L202 109V110H204V113H205V114H206V112H210L209 114H208V113H207V114H208V116H209V115L211 116V119H209V121L206 120L205 122L208 121L207 123L203 122L204 119H205L204 117L207 116V115H205V114L203 113L204 116H202V120H200V121H198V122H199V124H200V123H204V125H202V124L199 125V124L197 123V125H198V129L193 128V130L191 129V131H190V130H189L190 127H196L197 125H196V126L194 125V124H196L195 122H194V123L191 122V124L189 123L190 125L187 127V129L185 128V130H184L185 132H184V131H183L184 133L182 132L183 134H181V135H182L181 137H180V135H175V136H179V137H180V138L177 137V138H179V139H177V138H176V140L174 139L175 141H168L169 139H171V138L168 137L167 141H165V140H166V139H165V140L163 141L164 143L162 144V143L157 142L158 139H157V140L155 139L156 136H153V135H152L153 138L155 137L154 140H152L151 137H150L151 135L149 136V133H150V132L152 133V132H155V131H156V130H154L153 128H155L157 125H156V126H151V124H153V123H155V122H157V121H159V122L161 121L160 119H157V121H156V118H160L161 115H162V114H161V115L159 114L160 112L162 113V110L160 111V109H159L158 107L161 105L160 107H162V108L165 110V107L167 108V106L170 105V107L168 106V108L170 109L173 103H174V105H176L175 103H177L178 100L180 101V99H178V98L182 97V96H180L181 94H179V97H178V95H174V97H175V96L178 97V98L176 97V100L178 99V100L176 101L175 98L172 97L173 92H172V93L168 92V96H167V97H165V96L162 97V95L167 94V91H165V93L163 92L162 95H160L159 93L156 94V92L158 91V89H157L156 92H154V93H155V95H154V94H153V91L150 90V88H149L148 90L150 91V95H151L150 97H152L153 99H151V98H148V99H151L152 101H154L155 98H156L157 95H158V98H156L157 102L159 103V102L162 100L159 104L157 103V106H158L157 108H158V110H157V108L151 107V104H149V103H150V102H149L150 100H147V99H146L147 97H149V95H145V97H144L143 93L141 92L142 94H141V93H140V94L143 95V96H140V97H142V98H140V97H138L139 92H137V93H138V95H137L138 100H136V99H137L136 96H135V97H132L133 99L130 98L132 101H133V100H136L137 103H138V101H139L140 99H142L141 102H140V104H141V103L144 101V103H142V104H143L142 107H144V106L146 105V102L148 101L149 103L147 102V104H148L147 106L152 108V109L150 110V109H147V108L144 107V109L141 110L142 112H145V109L148 110V111L150 110V111H149V112H150L149 115H148V111L144 114V115H146V114L148 115V116L146 117V120H144L145 117H143V118L140 117V116L143 115V114H141V113H140L141 115L139 114V118H141L140 120L142 121V124L145 123V122L148 123V122L150 121L149 119H151V117H152V116H151V113L155 114L156 111H158V113H156L157 115L155 114L156 116L153 115L154 117H152V118H154V119H152V120H153V123H151V124H150V123L146 124L148 128L151 127L149 130L153 129L152 131H149L148 128H146V125H145V124H143V125H145V126H143L142 124H141V125H142L143 128L145 127L147 130H145V128L142 130V128H140L141 126L137 127V129L135 130V135H136V138L138 137L137 139H139V140H138L139 142H140V141H145V140H142V138L145 139V137L149 136L150 140H152L154 143H151V141L148 142L147 139H149V138H147V139H146V142H144V145H143V142H142V143H140V144H142V145L136 147V146L139 144V142L136 141V138H135V137H133V140H134V138H135V140H134L135 142L131 141V144H130V145H132V143H135V144L132 145V146L134 147V146L136 145L135 147L137 148L136 150H137L138 152H137V151H136V152H135V151L133 152V150L135 149V148H133V147H131V148H133V149H130L131 151L128 149V146H127L126 149L129 150L128 152H132L133 154L136 153V156H137V157H133V156H135V155H131V158H129V157H130V154H129V155L127 154L126 156L123 157V155L125 154L124 151H125L126 149H124V150H123V149H120V150H119V151H120V154L124 153V154H122L121 158H120V156L118 155V157L120 158L119 161H120V163H121V165H120V166H121L120 169H121L122 171H121V173H119V171H118V173H116V171H117V167H119L118 164H120L119 162H118L117 164H115V163L117 162L116 160H118L117 157H116L117 159L115 160L116 162H115V163L113 162L117 167H115L114 164L112 163V161H113L114 159L111 160V161L109 160V162H111V163L113 164V165H111V164L108 163V165H110V166H109L110 169L108 168L109 171H108V173H106V174H107V176H106L107 179H106V180L108 181V185H109V187H110V186H111V187L114 186V188H115L114 190H116V192H120V190H121L120 194H122V192H123L122 189L125 191L126 189H124V188H125V187L127 188L128 184L126 183L127 185H124V186H122V187H121V185L119 184V185H120V186H119L120 190H117L116 187H115V185H117V183H121V184L124 183V184H125V182H131L133 179H135L136 182L139 181V182H138V183H139L138 186H135V185H137V183H136V184L134 183L135 181L132 182L133 185L135 184V185H134L135 187H134L132 184H130L131 186H133V187H132L133 189H137V192H136L135 190H133V191H135V192H132L131 190H130V191H131L132 193H134V194L137 193V195H140V197H138V198L136 197V199H138L139 201H137V200H135V201H136L137 203L139 202L138 204L140 205V204L142 203V202L140 203V199H141V197H142V199L145 198L144 200H145L146 205L153 203V205L157 206V205H163V204H166L165 202H167V201L170 199V197H171V196L169 197V194H170L171 192L169 193L168 191H170L171 188H173V186H175V185H177L179 188H181V190L185 188L186 191L184 190V192H186V193H184V194H185L187 197H188V196H191L193 193H199V190H200V189H198V188H200V187L203 188V186H205L204 184H202V183H204L203 181L205 180V179L203 180V178H201L202 171L204 172V175H205V172H206L207 174H208V173H211L210 176L213 175V174H216V173H217V174L220 173V174H219L220 176L218 175V177H219V179H221V178H222L221 175H223V174H225V172L227 173V172L229 171V170H228V169H229V166L227 165V163L230 162L229 164H230L231 169H234V170H235V169L238 167V165H237V167L235 166V168L233 167L234 165L231 166L233 162L229 161L230 156H229V159H228V156H226L228 153L225 154V157H226V158L224 157V159L222 158L221 155H220L221 157H219V156L217 157V156L215 155L216 151H217V150L219 151L217 145L219 144V145H221V147L223 148L224 146L226 147V145L228 146V145H230V144H233V142H234L233 140H235V139L232 140L233 137L230 136L231 134H230V135H229V133L227 134V132H228L227 128H229V131H230V128L232 127L230 123L234 122V119H235L236 117H238L241 113L243 114L244 112L248 111V110H247V109H249L248 107H251V106L254 104V102H255V101H254L253 104L251 103L253 99L258 98V99L261 100L262 98H264V86H262L263 83L261 84L260 81H259V82L257 81L258 79L256 80L257 75L261 74V72H262L263 70L261 71V70L258 68L259 72H257V75L253 72V73L255 74V76H253L254 74L252 73V71H248V69L245 70L246 67L243 66V65L241 66V63H242V64H243V62H244V64L246 63V62H245V59H246V58H248V60H250V59L252 58V57L250 56V54H252V51L254 52L253 54H255V51L257 52V49H256V50H252V51H251V49H250V52H251V53L249 52V50H248L247 53H245V51H247V50L242 51V53L244 52V53H245V56H246V58L244 57V59L242 58V57H243V56H242V53H240L241 55H239V54H237V52H235ZM149 52H150V51H149ZM149 52H148V50H147V52L143 51L144 55H146V53H147V56L149 55ZM232 52H233V51H232ZM232 52H231V53H232ZM240 52H241V51H240ZM150 53H152V51H151ZM212 53H213V49H212ZM216 53H217V52H216ZM216 53H215V54H216ZM225 53H226V51H225ZM227 53H228V52H227ZM227 53H226V54H227ZM231 53H230V54H231ZM235 53H236V54H235ZM248 53H250V54H248ZM258 53H259V56H262V54H263L262 51H261V52L258 51ZM260 53H261V55H260ZM152 54H153L152 56H154V53H152ZM157 54L155 53V56H156ZM209 54H210V53H209ZM213 54H214V53H213ZM213 54H212V55H213ZM218 54H219V53H218ZM218 54H217V55H218ZM228 54H229V53H228ZM228 54H227V55H228ZM230 54H229L228 56H231ZM246 54H248V55H246ZM220 55H222V53H221ZM220 55H218V56L220 57ZM224 55H225V54H224ZM227 55L224 56V57H228ZM243 55H244V54H243ZM237 56H238V57H237ZM247 56H250V58L247 57ZM256 56H257V57H256ZM259 56H258L257 53H256V55H255V57H256L255 60H257ZM42 57H44L43 54L41 55L40 58H42ZM157 57H158V56H157ZM187 57H188V58H187ZM212 57H214V56H212ZM219 57H217V60L213 58L214 61H212V60H211V61L215 63V61H218V60H219ZM234 57H233V58H234ZM240 57H241L244 61H243V60H240V59H241ZM262 57L264 58V54H263ZM150 58H151V57H150ZM150 58H145V61H146V60L148 61ZM154 58H155V57H154ZM193 58H192V59H193ZM202 58H201V59H202ZM236 58H234V59H235L234 62H236ZM259 58H260V57H259ZM44 59H45V57H44ZM44 59H41V61L44 60ZM186 59H188V60H186ZM192 59H191V60H192ZM204 59H205V58H204ZM209 59H210V58H209ZM221 59H223L222 62L225 61V58H223V57L220 58V61H221ZM226 59H227V58H226ZM230 59L226 60L227 62L225 61V62L227 63V65H228V62L230 61ZM234 59H233V60H234ZM153 60H154V59H153ZM161 60H162V61H161ZM191 60H190V61H191ZM206 60H207V59H205V61H206ZM251 60H252V59H251ZM251 60L248 61V63H250ZM147 61H146V62H147ZM150 61H152V60H149V62H150ZM159 61H161V62H159ZM194 61H195V59H194ZM202 61H203V59H202ZM202 61H201V62H202ZM209 61H210V60H207V62H208L207 65H209V66L212 65L211 68L214 69V66H215L214 63L210 65V64H209ZM263 61H264V60H263ZM263 61H262V62H263ZM143 62H144V61H143ZM146 62H145V63H146ZM184 62H183V63H184ZM191 62H192V61H191ZM203 62H204V61H203ZM225 62H224V63H225ZM231 62H230V63H231ZM252 62H253V60H252ZM188 63H190V62L188 61ZM192 63H193V62H192ZM195 63H197L196 65H198V62L195 61ZM210 63H211V62H210ZM218 63H219L220 66L224 64V63L220 64L219 61H218ZM230 63H229V64H230ZM255 63H256V62L252 63V65L255 64ZM257 63H259V60H258ZM140 64H141V63H140ZM143 64H144V63H143ZM148 64H149V63H148ZM177 64H178V65H177ZM186 64H187V63H186ZM193 64H194V63H193ZM201 64H202V63H201ZM203 64H206V63H203ZM203 64H202V65H203ZM144 65H145V64H144ZM224 65H225V64H224ZM227 65H226V66H227ZM246 65H247V64H246ZM255 65H256V64H255ZM175 66H176V67H175ZM192 66H193V65H192ZM199 66H200V61H199V65L197 66L196 70L199 68V69L202 71L201 66H200V67H199ZM229 66H230V65H229ZM250 66H251V65H250ZM250 66H249V67H250ZM263 66H264V64H262V66H261L260 68H261V69H264ZM189 67H190V66H189ZM202 67L208 68L207 70L210 69V67H206V65H205V66L203 65ZM223 67H224V66H223ZM230 67H232V66H230ZM233 67H234V66H233ZM243 67H245V69H244L245 71L243 70ZM252 67H253V66H252ZM117 68H118V67H117ZM117 68H116V69H117ZM184 68H185V67H184ZM184 68H183V70H184ZM187 68H188V66H187ZM187 68H186V69H187ZM190 68H191V67H190ZM190 68H188V69H190ZM205 68H203V71H205V70H204ZM215 68H216V66H215ZM217 68H219V67H217ZM224 68H225V67H224ZM224 68H223V69H224ZM253 68H254V67H253ZM256 68H257V67H256ZM120 69H121V70H120ZM194 69H195V66L192 67V68L190 69V71L187 70V76H188V72L194 74V71H195ZM212 69H210V70H212ZM220 69H221V67H220ZM225 69L228 71L227 68H225ZM122 70H123L124 72H123ZM173 70H172V71H173ZM183 70L178 71V73L182 71V75H181L180 73H179V74H180L181 76H185V77H186V72L184 71V72H185V73H184ZM191 70H192V71H191ZM200 70H197V71H198L197 73L195 72V74H196V77H195V78H196L198 81H197V80L194 81L195 78H193V77H194L195 75H193V76H192V75H189V77L192 76V77H190V78L192 79V82H191V81H190V82L187 81V82L190 83V84H187L186 82H184L183 79L181 80L180 75H179V77H178L177 72L174 70V71L176 72V75H177L178 80H177V78H176L175 80L172 79V80H174V81L171 80V83H173L172 86L174 87V84H179L178 82H182V81H183L182 83H185L184 85L186 86V88L188 87L187 85L194 86L195 84H197L196 82L200 83V81L203 80V78H204V77L201 76L203 72L201 73ZM214 70H215V69H214ZM229 70H230V69H229ZM234 70H235V71H234ZM253 70H254V69H253ZM258 70H256V71H258ZM136 71H137V72H136ZM199 71H200V72H199ZM220 71H221V70H220ZM223 71H224V70H223ZM221 72H222V71H221ZM170 73H169V74H170ZM183 73H184V75H183ZM198 73L201 74V75H198V78H199V79L202 78L201 80H199V79L197 78V74H198ZM214 73H217V70H216V72H214ZM214 73H213V74H214ZM218 73H219V71H218ZM238 74H239V75H238ZM262 74H263V73H262ZM262 74H261V76H262ZM172 75H174V74H172ZM210 75H211V74H210ZM263 75H264V74H263ZM163 76H165V77H163ZM166 76H167V75H161L160 77L165 78L164 80H166L168 77H171V76H169V75H168V77H166ZM200 76H201V77H200ZM216 76H217V74H216ZM219 76H218V77H219ZM259 76H260V75H259ZM259 76H258V77H259ZM110 77H111V76H110ZM122 77H120V78L122 79ZM137 77H138V79H137ZM209 77H210V76H209ZM209 77L206 76V79H205V81L203 80V82H206V83H207V81H208L207 78H209ZM212 77H213V76H212ZM218 77H216V78H218ZM263 77H264V76H262V78L259 77V79L261 78V79H260L261 82L263 81L262 79H264ZM106 78H109V77H106ZM106 78H105V79H106ZM134 78H133V79H134ZM152 78H153V77H152ZM156 78H157V77H156ZM156 78H155V79H156ZM172 78H173V77H172ZM216 78L213 79V84L215 83L214 80H215V81L217 80V82H218V79H219V78H218V79H216ZM110 79H111V78H110ZM153 79H154V78H153ZM155 79H154V80H155ZM159 79H161V78H159ZM179 79H180V80H179ZM185 79H186V78H185ZM210 79H212V78H210ZM220 79H221V78H220ZM156 80H157V79H156ZM167 80H169V81H168V85H169L170 79H167ZM206 80H207V81H206ZM148 81H149V80H148ZM148 81H147V84L149 85ZM151 81H153V80H151ZM162 81H163V80H162ZM210 81H211V80H210ZM219 81H220V80H219ZM234 81L231 80L232 83H233ZM236 81H237L238 84H236ZM246 81H248V82H246ZM256 81H257V82H256ZM85 82H86V81H85ZM104 82L107 83V80H105ZM109 82L112 83V81H108V83H109ZM135 82H136V81H135ZM135 82H134V84H136ZM145 82H146V81H145ZM174 82H177V83H174ZM193 82H195V83H193ZM201 82H202V81H201ZM245 82H246V83H245ZM122 83H123V81H122ZM127 83H128V81H127ZM157 83H158V81H157ZM163 83H165V82H163ZM191 83H192V85H191ZM210 83H211V82H210ZM210 83H209V84H210ZM223 83H225V85H224ZM125 84H126V83H125ZM128 84H129V83H128ZM128 84H126V85H128ZM147 84L144 83V85H147ZM193 84H194V85H193ZM200 84H201V83H200ZM200 84H199V85H200ZM204 84H205V83H204ZM235 84H236V85H235ZM259 84H260V85H259ZM126 85H125V86H126ZM129 85H130V84H129ZM131 85H133V84H131ZM144 85H143V86H144ZM148 85H147V86H148ZM166 85H167V84H165V86H166ZM179 85L181 86V83H180ZM202 85H203V84H202ZM202 85H201V86H202ZM211 85H212V84H211ZM216 85L219 86L220 83H218V84L216 83ZM216 85H213V87L216 88ZM222 85H220V87H221ZM229 85H228V86H229ZM234 85H235V87H234ZM254 85H253V86H254ZM112 86H114V85H112ZM143 86H142V87H143ZM155 86H156V85H155ZM172 86H170V87H172ZM180 86L175 85V87H180ZM190 86H189V87H190ZM196 86L199 87L198 84H197ZM196 86H195V87H191V88H193V89H192L193 91H194L195 89H197ZM114 87H115V86H114ZM130 87H131V86H130ZM132 87H133V88H131V89H130L129 87H127L130 91H128L127 94H124V96L127 95V96L129 97V95H131V93H132L131 96H133L134 91L131 92V90L134 89V85H133ZM137 87H138V86H137V84H136L135 89H136ZM142 87L140 86V88H142ZM170 87H167V86H166L167 89H166V88H165V89L168 90ZM181 87L185 88L183 85H182ZM181 87H180V88H181ZM206 87H207V85H206ZM209 87H210V86H209ZM213 87H212V88H213ZM230 87H229V88H230ZM259 87H261V88L259 89ZM112 88H113V87H112ZM117 88H118V85H117ZM117 88H114V89H115L114 92L116 91ZM153 88H154V87H152V89H153ZM186 88H185V89H186ZM194 88H195V89H194ZM199 88H200V87H199ZM204 88H205V86H204ZM204 88H203V89H204ZM254 88H255V87H254ZM143 89H144V87H143ZM143 89H142V90H143ZM205 89H207V88H205ZM205 89H204V90H205ZM227 89H228V88H227ZM246 89H248V91H247ZM144 90H145V89H144ZM144 90H143V92H144ZM148 90H147V91H148ZM153 90H154V89H153ZM192 90H191V94H193L192 96H194V92H192ZM200 90H201V89H200ZM200 90H199V92H200V94H202V93H203V90H202V91H200ZM209 90L207 89L208 94H209ZM233 90H229V91H231V93H232L230 97H233V94H234V93H233ZM255 90H256V91H255ZM117 91H118V90H117ZM139 91H141V90H139ZM147 91H145V92H147ZM149 91H148V92H149ZM154 91H155V90H154ZM168 91H169V90H168ZM181 91H182V90H181ZM183 91H184V90H183ZM196 91H197V90H195V92H196ZM205 91H206V90H205ZM207 91L205 92L206 94H207ZM212 91H213V93H212ZM135 92H136V91H135ZM178 92H179V91H178ZM201 92H202V93H201ZM128 93H130V94L128 95ZM169 93L171 94V97H170V98H168L169 95H170ZM186 93H189V91H188V92H186V91L182 92V95H183V96H184V95H187ZM214 93H215V94H214ZM121 94H122V93H121ZM144 94H145V93H144ZM146 94H148V93H146ZM152 94H153V96H152ZM191 94H189L188 96H191ZM197 94H198V93H197ZM200 94H199V95H200ZM208 94H207V95H208ZM229 94H230V92H229ZM114 95H115V94H114ZM212 95H214L215 97H214V96L212 97ZM119 96H120V95H119ZM119 96H117V97H119ZM131 96H130V97H131ZM154 96H155V98H154ZM160 96H161V98H160ZM188 96H187V97H188ZM197 96H198V95H197ZM197 96H195V97L197 98ZM201 96H202V95H201ZM117 97H116V98H117ZM121 97H123V96H121ZM121 97H120V98H121ZM143 97H144V98H143ZM164 97H165V98H168L169 101H170V99H171V102H172V101H174V102H172V104H171V102H170V104H167L169 101H167L168 99H167V100L164 99ZM187 97H186V98H187ZM199 97H200V96H199ZM204 97H201V99H202V98L205 99ZM222 97L224 98V100H223ZM243 97H242V98H243ZM172 98H174V99L172 100ZM209 98H210V96H209ZM121 99H122V98H121ZM130 99H129V101H131ZM143 99H144V100H143ZM181 99L183 100V103L178 102L179 104H177V105H181V106H183V105H184V102H185V101H188V99L186 100L185 97H183V98H181ZM184 99H185V101H184ZM198 99L200 100V98H198ZM198 99H197V100H198ZM258 99H257V100H258ZM127 100H128V98H127ZM156 100H155V101H156ZM164 100H165V101H164ZM182 100H181V101H182ZM197 100H196V101H197ZM117 101L120 102L119 98H118ZM124 101H125V98H124ZM152 101H151V103H153V104L156 105V102H155V101L152 102ZM163 101H164V102H163ZM196 101H195V102H196ZM201 101L204 102V100H201ZM201 101H198V102L201 104ZM220 101L217 102V103H218V104H219V103L222 104V102H220ZM240 101H241V100H240ZM258 101H259V100H258ZM121 102H122V101H121ZM121 102H120V103H117V104H121ZM127 102H128V101H127ZM198 102H197V104L199 105ZM213 102H214V103H213ZM262 102H263V100H261V102H259V103H262ZM125 103H126V102H125ZM130 103H131V104H130ZM130 103H129L130 106H131V105H136V102H135V103L130 102ZM162 103H163V104L166 103L167 106H166L165 104L163 105ZM188 103H190V102H188ZM191 103H194V102H191ZM225 103L227 104V106H225ZM231 103H232V104H231ZM256 103H258V102H256ZM259 103H258V105H259ZM144 104H145V105H144ZM194 104H195V103H194ZM197 104H196V105H197ZM205 104H206V101H205L204 105H205ZM215 104H216V103H215ZM218 104H216V106H217V107H220L221 105L219 106ZM250 104H252V105H250ZM263 104H264V103L260 104V106L263 105ZM121 105L123 106V108H122V109H118V110H120V111L122 110V111H123L125 105H124L123 103H122ZM126 105H127V103H126ZM138 105H139V104H137V106H138ZM149 105H150V106H149ZM174 105H173V106H174ZM177 105H176V107H178ZM187 105H188V104H187ZM192 105H193V104H192ZM202 105H203V104H202ZM202 105H201V106H202ZM231 105H233V106L231 107ZM254 105H255V104H254ZM122 106H121V107H122ZM137 106H131V107H134L135 109H133V108H129L128 106H126V109H124V110H125V112H126V110H129V109H130V111H127V113H128L127 115H129V112H131L132 110H135V112H133V114L136 113V114H134L135 117H136V115L138 114V110H140V107H141V106L139 105L140 107L137 109ZM153 106H154V105H153ZM163 106H164V107H163ZM173 106H172V108L170 109V110L172 111V112H171V117H172V115H173V110H172V109H173ZM199 106H200V105H199ZM155 107H156V106H155ZM230 107H231V109H230ZM258 107H259V106H258ZM119 108H120V106H119ZM127 108H129V109H127ZM153 108H154V109H153ZM188 108H190V107H188ZM203 108H204V107H203ZM208 108H209V111H208ZM259 108H260V110H261V111L259 110V112L251 113L252 115H251L249 112H247V113H248V116H247V114L245 115V113H244L243 115L247 116V118L251 116V117H252L251 119H254V118H255V116H254V118H253V114H254V115H256V117H261V118H259V119H262V118H264V110H262L261 107H259ZM136 109H137V111H136ZM169 109H168V110H169ZM178 109H179V107H178ZM178 109L176 108V110H178ZM180 109H181V107H180ZM182 109H184V107H182ZM185 109H186V108H185ZM185 109H184V110H185ZM192 109H193V108H192ZM213 109H214V110H213ZM250 109H251V108H250ZM253 109H255V108H253ZM97 110L100 111V109H97ZM112 110H114V109H112ZM164 110H163V111H164ZM174 110H175V106H174ZM176 110H175V111H176ZM184 110H183V112H184ZM189 110H191V109H189ZM189 110L187 109V111H189ZM120 111H114V112H115V114L117 115V117H119L120 119L123 118L124 120H122V121H125L124 123L127 124V121H126L125 119H126L128 116L126 117V115H124V114H123L122 112H120ZM151 111H154V112H151ZM166 111H167V109H166ZM191 111H194V110H191ZM191 111H189L188 114L186 113L187 117H185V118H188V115H189V113H190ZM205 111H206V112H205ZM220 111H221V112H220ZM224 111H225V112H224ZM251 111H252V109H251ZM254 111H256V110H254ZM254 111H253V112H254ZM257 111H258V110H257ZM97 112H98V111H97ZM116 112H117V113H116ZM139 112H140V111H139ZM181 112H182V110H181ZM183 112L181 113V115L183 114ZM202 112H203V111H202ZM107 113H108V112L106 111V114H107ZM119 113H120V114H119ZM121 113L125 116V118H124V117H120V116H118V115H121ZM166 113H168L167 116L170 117V115H169L170 111H169V112L167 111ZM166 113L164 112L163 115H165ZM176 113H177V112H176ZM178 113H179V112H178ZM200 113H201V112H200ZM8 114H9L10 116H12L11 113H4L3 116L7 117L6 115H8ZM98 114H99V113H98ZM98 114L96 113V115H98ZM104 114H105V113H104ZM106 114H105V115H106ZM110 114H111V113H110ZM110 114L108 113L107 115H110ZM133 114H132V115H133ZM158 114L160 115V117L158 116ZM193 114L195 115V112H194V113L191 112V113H190V116H192ZM242 114H241V115H242ZM249 114H250V115H249ZM257 114H258L259 116H257ZM99 115H100V114H99ZM134 115H133V116H134ZM177 115H180V114H177ZM200 115H201V114H200ZM243 115H242V118L244 117ZM100 116H102V114H101ZM121 116H122V115H121ZM137 116H138V115H137ZM157 116H158V117H157ZM175 116H176V115H175ZM183 116H185V115H183ZM180 117H181V116H180ZM200 117H201V116H200ZM166 118H167V117H166ZM166 118H165V119H166ZM190 118H191V117H190ZM242 118H241V119H242ZM244 118H245V117H244ZM4 119H5V118H4ZM142 119H143V120H142ZM161 119H164V116H163V118H161ZM169 119H170V118H168L167 122H169ZM172 119H174V118H172ZM176 119H177V118H176ZM183 119H184V117H183ZM199 119H201V118H199ZM206 119H208V117H206ZM236 119H237V118H236ZM241 119H240V120H241ZM245 119H246V118H245ZM248 119H250V118H248ZM257 119H258V118H257ZM148 120H149V121H148ZM152 120H151V121H152ZM154 120H155V121H154ZM178 120H180V119H178ZM181 120H182V117H181ZM187 120H189V119H187ZM240 120H239V121H240ZM246 120H247V119H246ZM163 121H164V120H163ZM163 121H162V122H163ZM173 121H174V120H173ZM201 121H202V122H201ZM235 121L237 122L238 120H235ZM243 121H244V119H243ZM252 121H253V120H252ZM254 121H255V120H254ZM261 121H263V120H261ZM170 122H171V121H170ZM176 122H177V121H176ZM179 122H180V121H179ZM179 122H178V123H179ZM246 122H247V121H246ZM248 122H249V121H248ZM172 123H173V122H172ZM174 123H175V122H174ZM180 123L182 124V121H181ZM192 123H193V126H192ZM234 123H235V122H234ZM234 123H232V125H234ZM239 123H240V122H239ZM239 123H238V124H239ZM249 123H250V122H249ZM258 123H259V122H258ZM261 123H262V122H261ZM149 124H150V125H149ZM158 124H159V123H158ZM160 124H161V122H160ZM164 124H165V123H164ZM176 124H177V123H176ZM181 124H180V126H181ZM228 124H229L230 126H228ZM165 125H166V124H165ZM167 125H169V124H167ZM167 125H166V127H167ZM173 125H174V124H173ZM173 125H172V126H173ZM182 125H183V124H182ZM201 125H202V126H201ZM239 125H240V124H239ZM242 125H243V123L240 125L241 128H242ZM244 125H245V123H244ZM246 125L248 126V124H246ZM251 125H252V122H251ZM251 125H250V126H251ZM256 125H257V124H256ZM258 125H259V124H258ZM124 126H125V125H124ZM172 126H171V128H172ZM175 126H176V125H175ZM185 126H186V125H185ZM200 126H201V127H200ZM240 126H239V127H240ZM253 126H255V125H253ZM259 126H260V125H259ZM259 126H257V129H258ZM263 126H264V124H263V125L261 124V127H263ZM131 127H132V126H131ZM176 127H177V126H176ZM181 127H182V126H181ZM181 127H179V128H181ZM199 127H200V128H199ZM239 127H238V128H239ZM261 127H260V129H261ZM125 128H126V129H125V132H126V130H128V129H127V128H128V125H127ZM138 128H139V130L141 129L140 131H144V130H145L144 134L147 133L146 131H148L147 135H146V134L143 135V133H142L143 136L141 135L142 138H140L139 135L141 134V132L138 130ZM161 128H163V127H162V126H159V128H158L157 130H160ZM171 128H170V127H169V128H166V129H168L167 131L169 132V134H170L169 136H170V137H171V136H174V134L171 133L170 130H169V129H171ZM179 128H175V129L177 130V129H179ZM233 128H235V127L233 126ZM233 128H232V129H233ZM238 128H237V129H238ZM247 128H248V127H247ZM133 129H135V127L132 128V132H133V134H134ZM155 129H156V128H155ZM172 129H174V127H173ZM175 129H174V130H175ZM181 129H182V128H181ZM181 129H180V130H181ZM232 129H231V130H232ZM250 129H251V130H250ZM250 129H248L249 131H251V132H249V133L252 134V131H253V133H254V131H255V134H256V131H257L256 129H255V130H252L253 128H251V127H250ZM263 129H264V127H263ZM129 130H130V128H129ZM174 130H173V131L171 130V131L174 132ZM176 130H175V131H176ZM187 130H188L189 132H188ZM235 130H236V129H235ZM243 130H245V129L243 128ZM258 130H259V129H258ZM136 131H137V132H136ZM163 131H165V127L163 128ZM186 131H187V133H186ZM232 131H233V130H232ZM240 131H242V130H240ZM262 131L264 132V130H262ZM1 132H2V131H1ZM129 132L131 133V130H130ZM160 132H161V134H160ZM160 132L157 131V132H155V133L159 134L160 136L163 135V136H162V140H163V137L166 136V135H165L166 131L164 132V134H162V131H160ZM168 132H167V133H168ZM177 132H179V130H178ZM230 132H231V131H230ZM233 132L235 133V131H233ZM237 132H238V131H237ZM244 132H245V131H244ZM244 132H242V133H244ZM246 132H247V131H246ZM259 132L262 133L261 131H259ZM3 133H4V135L6 134L5 132H3ZM127 133H128V132H127ZM136 133H137V134L139 133L138 136H137ZM151 133H150V134H151ZM167 133H166V134H167ZM180 133H181V132H180ZM231 133H232V132H231ZM249 133H248V135H249ZM257 133H258V132H257ZM125 134H126V133H125ZM153 134H154V133H153ZM157 134H156V135H157ZM171 134H172V135H171ZM235 134L238 135V134H240V133H235ZM244 134H245V133H244ZM244 134H243V135H244ZM0 135H2V134L0 133ZM135 135H134V136H135ZM154 135H155V134H154ZM237 135H236V136H237ZM246 135H247V134H246ZM246 135H245V136H246ZM248 135H247V136H248ZM252 135H253V134H252ZM252 135H251V137H252ZM257 135H258V137L261 136V134H259V133H258ZM262 135H264V133H262ZM5 136H6V135H5ZM255 136H256V135H255ZM2 137H3V136H2ZM2 137H0V138L2 139ZM158 137H159V136H158ZM158 137H157V138H158ZM234 137H235V136H234ZM240 137H242V135H241ZM240 137H239V139H240ZM253 137H254V136H253ZM256 137H257V136H256ZM261 137H262V136H261ZM261 137H260V139H261ZM263 137H264V136H263ZM173 138H175V137H173ZM173 138H172V140H173ZM246 138H247V137H246ZM254 138H255V137H254ZM3 139H4V137H3ZM159 139H160V138H159ZM241 139H242V138H241ZM249 139L252 140L251 138H249ZM257 139L259 140V141L256 140L257 142H261V143H262L263 140L260 141L259 138H257ZM155 140H156V141H155ZM236 140H237V139H236ZM244 140H245V139H244ZM246 140H247V139H246ZM159 141H160V140H159ZM240 141H241V140H240ZM240 141L238 142L239 146H240V143L243 144V141H241V142H240ZM247 141H248V140H247ZM126 142H128V140H127ZM129 142H130V141H129ZM137 142H138V144H137ZM161 142H162V141H161ZM252 142H253V141H252ZM252 142L250 141L249 144H251ZM257 142H256V143L253 142V143H255V144L252 145V144H253V143H252L251 146L248 144V146L251 148L252 146H255V145L257 144ZM214 143L217 144V145L215 146V148L217 147V148L215 149L216 151H214ZM244 143H246V141H244ZM261 143H260V145L262 146ZM258 144H259V143H258ZM258 144H257L254 148H251V149H255V148H257ZM263 144H264V142H263ZM37 145H40V144H36L35 148H36V147L38 148ZM122 145L125 146L124 143H123ZM126 145H127V143H126ZM236 145H237V143H236ZM246 145H247V144H245V146H244V145H241V148H242V149H240L239 146H237V147H239V149H237V148L235 147V145H233L234 148H233V146H232V147H231V146H230V147L228 146V149L232 148V149H234V150L236 149L238 152H240L239 150H243V151H244L245 148L243 149V146L247 148ZM122 147H123V146H122ZM122 147H121V148H122ZM125 147H126V146H125ZM249 147H248V148H249ZM258 147H259V146H258ZM260 148H261V147H260ZM260 148H259V151H260V152H263V154H264L263 149H262V148L260 149ZM263 148H264V146H263ZM176 149H177L178 151H177ZM226 149H227V147H226ZM226 149L223 148V150H226ZM251 149H250V150H251ZM121 150H123V152H121ZM173 150L176 151V152H178V153L176 154V152H175V154H174L175 156L172 154V157L169 156V155L167 156V153L170 154L169 151H173ZM220 150H221V149H220ZM234 150H231V151L228 150V151H230V152H229V155H230ZM236 150H235V151H236ZM250 150L247 149L246 152H244V153H243V152H242V153L240 152L241 155L244 154V157H243V155L240 156V153H238V152H237L236 154H237V156L239 155L240 157H237V158H236V157H235L236 155L234 156V153H235V152H233V157H234V158L232 157V154H231V157H232L234 160H235V158H236V160H238V159H240V158L242 157L243 160L245 159V162L241 159V161H243V162H242L243 164H245V163L247 162V160H249V161H250V160H251V161H252V160H255L256 162H259V160L261 159V156H262L263 154L260 155V154L258 153L259 155H257L256 153L259 152V151H257L258 149H257L256 151L253 150V151H255V153L252 152V154H253L254 157L251 156V159H250V156H247L248 153H249V154L251 153V152H248V151H250ZM228 151H227V152H228ZM128 152H126V153H128ZM219 152H221V151H219ZM225 152H226V151H225ZM137 153H138V154H137ZM171 153H172V152H171ZM202 153L206 154V157L209 156L210 158H208V159H209V160L212 159V160H213L212 162L217 161V160H214V159H216V157H217V158H222L223 161L226 162V166L228 167V169H227V167L225 166V167H223V168H224V170H223L222 165H223V164L225 165V163L222 161L223 164H222V163H219V165H220V164H222V165H220V166H218V167L222 168V170L224 171L223 174H221V173H222V170L219 169V168H216V169L218 170V172H217L216 169H214V172H213V170H210V169H211L212 167H214V165H211V168L208 167L209 164H211V162H208V159H207V162H206L205 160H203V161H205L207 164L205 163V165L203 164L204 166L201 167V166H200V163H201V162L199 163V161H198V163H196V162H197L196 160L199 159V158H197L199 155H200V158H202V157L204 156V158H202V159H205V158H206L205 155H202ZM218 154H220V153H218ZM249 154H248V155H249ZM255 154H256V156H258L260 159H259V158H257L258 160H257V159H254V158H256ZM170 155H171V154H170ZM201 155H202V156H201ZM222 155H224V153H222ZM245 155H246V156H245ZM127 156H129V157H127ZM245 157H247V158H245ZM233 159H231V160L233 161ZM262 159H264L263 156H262ZM220 160H221V159H220ZM220 160H218L217 163H216V162H215V163L218 164V162H221ZM227 160H228L229 162H227ZM210 161H211V160H210ZM251 161H250V164L252 165ZM238 162L240 163V161H237V164H238ZM253 162H254V161H253ZM256 162H255V163H256ZM260 162H261V160H260ZM262 162H263V165H264V161H262ZM162 163H164V165H165L164 167H163V164H162ZM202 163H203V162H202ZM202 163H201V165H202ZM208 163H209V164H208ZM153 164H161V166L158 165V166H160V168H158V166H155V165H154V171H155L154 174H155V175H154V174H151V175H154L153 177H151V178H152V179H151V178H150V172H147V168L149 169L150 167H148V165L151 166V165H153ZM212 164H213V163H212ZM216 164H215V165H216ZM234 164L236 165V163H234ZM240 164H241V163H240ZM240 164H239V165H240ZM243 164H241L240 167L242 166V168H243V167L245 166V167H244V168H245L244 172H251V170H252V173H255V172H253L254 169H255V171L259 172V171H258V168H257V167H259V165L257 166V164H256V168H254V167H251L250 165H248L249 162H247V164H245V165H243ZM258 164H259V163H258ZM260 164H262V163H260ZM108 165H107V166H108ZM224 165H223V166H224ZM263 165H262V166H263ZM199 166L201 167V169H200L201 171L199 170V168H200ZM216 166H217V165H216ZM247 166H250L251 168L248 167V168H249V169H248ZM252 166H253V165H252ZM155 167H156L157 170L155 169ZM205 167H208L207 169H209V170L204 171V168H205ZM232 167H233V168H232ZM240 167H239V168H240ZM161 168H162V169H161ZM192 168H194V169H198L197 172L192 173L193 171H196V170H191ZM242 168H240L241 171L243 170ZM259 168H263V167H259ZM106 169H107V168H106ZM150 169H153V167L150 168ZM202 169H203V170H202ZM231 169H230V171H232ZM237 169H238V168H237ZM237 169H236V170H237ZM205 170H206V168H205ZM215 170H216V173H215ZM219 170H221V171H219ZM225 170H226V171H225ZM234 170H233V171H234ZM106 171H107V170H106ZM106 171H105V172H106ZM149 171H150V170H149ZM151 171H153V170H151ZM189 171H190V173H192L193 175H195V173H199V174L201 173V174H200V178H201L202 181H198L199 183H198L197 181H195V180H200L199 177H198L199 174H196V175H195V178L198 177V179H197V178L194 179L193 176H191L192 174H191L190 176H188V175H189ZM191 171H192V172H191ZM210 171H212L213 173L210 172ZM233 171H232V172H233ZM238 171H239V169L237 170V172L235 171V173H236L237 176L234 175L235 173H234L233 175L231 174V176H232L233 178H231L230 174H228L229 172L227 173L229 176L226 175V174L223 175V177H225V178H224L225 180L227 179L226 177H230L231 180L227 179L229 182L227 183V180H226V184H227V185H225V186H224L225 181L223 180L224 182H223V181H222V182H223L224 184L222 185V187L220 186V184H222V182L218 184L219 186L216 185V180H218V182L220 181L219 179H216V180H215V178H218L217 175H215V176L213 175V179H212V177H211V179L209 178V181H210V182L213 180V184H214V181H215V184H214V186L212 187L213 189H212V190L210 189V190L212 191L211 194H209L210 191H209V192L207 191L208 193H205L206 189L208 188V185L210 184V183L208 182V180H206L208 183H207L206 181H205V183L208 184V185H207V187H205L206 189L203 188V189L201 190V191L204 193L203 196H202V192H201V194L199 193V194L202 196V198H201V199H197V198H198L197 196H199V195L196 194V195H197V196H196L195 194H193L194 197L196 196L195 198H196V200H198L197 203L199 202V205H200V206H199V205L197 206V205L195 204V206H197V207H199V208L196 209L195 211H193L192 216H191L190 218H189V217L187 218V217H184V216H183V217H182V216L179 217V215H181L180 212H182V211H185V212H186V209H184V208H186L185 203L183 204L185 207L182 206V208H183L184 210H182V208H181V211L179 212L180 214H178V211L176 212V214H178L177 216L173 215L175 211L172 212L173 214L171 213V214L174 216V217L172 218V222H173V219H174V220L176 219V221H177V222H176V223H177V224H176V225H177V227H176V228H177V231L174 230V232H175V233H176V232H179V233H177V234H181V237H180V238L183 237V236H182V234H183L184 237H185V239H186L187 242H188V239H187V238H189V237L191 238L192 236H190V235H192L193 233L196 232V231H195V232H193L192 234H190V233L192 232V230L199 229V231H201V228H202V227L204 228V226H205V228H207V225H206L207 223H204V222H208V221H206V220H208V216H209V215H211V216L213 215L214 218L217 217V216L215 217L214 214H217V213H216V212H217L216 210L218 209V207H221V208L219 209V210H221L222 208L225 209V208H227L228 206H229V207L234 206L232 203H231L232 206H231V204L228 205L227 202H229V203H230V202H234V204H235V201H234L235 199H234V198H237V197L239 196V195H237V194L239 193V190L242 189V188L245 187V186H246V188H247L248 185H246V183H247V182L250 183L249 180L251 181V179H252L251 176H253L252 173H248L247 175H249V176L251 175V176H250L249 179H248V176L246 177V178H247V181H246V183H245L244 181H245L246 178L244 177L245 175H244V173H243L244 176H243V175H242V176H243L245 179L243 178L244 181L241 182V180H242L241 177H242V176H240V175L242 174L243 171H242V172L240 171L241 174H240V172H239V175L237 174ZM105 172H101V173H104V174H105ZM232 172H231V173H232ZM261 172H262V176H263V177L260 176V177H262V179H261V180H262V185H261V184L258 185V186H257V189H256V190H257V194H256V195H257V199H258L259 201L255 198V196L251 195V194H253V192H252L251 194H248V195H247V192L245 193V196H247L248 198H252L251 196H253V199H254V200L256 199V200L258 201V204H261L260 199H261V201L264 200V192H262V190L264 189V172H263V170H262ZM261 172H259V174H260ZM94 174H95V172H94ZM94 174L91 175V176H94ZM245 174H246V173H245ZM257 174H258V173H257ZM257 174H255V175H257ZM259 174H258V176H259ZM96 175H97V176L91 177V178H92V181H93L96 185H97V184L99 185V184H101V183H102V185H103L102 179H101V177H100V176H101L100 173H98V174H96ZM99 175H100V176H99ZM102 175H103V174H102ZM156 175H157L158 177L161 178V179H160V180H161L160 182H158L159 179H158V180L156 179ZM184 175H185V176L187 175L188 177L184 178V177H185ZM204 175H203V177H205ZM260 175H261V174H260ZM71 176H72V174H71ZM74 176H75V175H74ZM74 176H73V177H74ZM206 176H207V175H206ZM106 177L103 175L102 178L104 179V178H106ZM181 177H182V179H183V178L185 179V180L183 179V181H186L187 178L191 177V178H189V179H191L192 181H193V180L195 181V182H193V185H192V186H194V187H195L194 183H195V184L198 183V184H197L198 186H199V184H202L203 186L201 185V186H199L198 188H197V186H196V188L198 189V192L195 191V190H197V189H195V190L190 189V190H191V192H189V193H191V195H190V194H188V192H187L189 188H188V186H187L186 184H184V183L182 182ZM208 177H209V176H208ZM220 177H221V178H220ZM260 177H259V178H260ZM70 178H71V177H70ZM89 178H90V177H89ZM91 178H90V179H91ZM154 178L157 180V182H158L157 184L155 183L156 180H155ZM163 178H164L165 180H168L169 183L171 182V183L173 184V186H172L171 183H170L171 185H167V184H169V183H166V184H165L164 182H166V181H165ZM192 178H193V179H192ZM72 179L75 180V177H74V178H71V180H72ZM150 179H151L152 181H150ZM153 179H154V182H153ZM189 179H187V183H188V184L192 183V181L188 182ZM207 179H208V178H207ZM222 179H223V178H222ZM222 179H221V180H222ZM253 179H254V176H253ZM88 180H89V179H88ZM88 180H87L86 183H88ZM162 180H163L164 182H162ZM254 180H257L256 182L261 183V182L258 181L259 179H254ZM254 180H252V181H254ZM90 181H91V180H90ZM90 181H89V182H90ZM107 181H106V182H107ZM120 181H122V182H120ZM124 181H125V182H124ZM252 181H251V182H252ZM93 182H92L91 185H94ZM106 182H104V183H106ZM161 182H162L163 185L160 184ZM196 182H197V183H196ZM200 182H201V183H200ZM241 183H244V184H241ZM254 183H255V182H254ZM88 184H90V183H88ZM88 184H87V185H88ZM159 184H160V187H161L162 190H163V189L166 190V191L168 190V191H167V192L169 193L168 195H167V192H166V193L164 192V194H165L166 196L169 197V199L167 198V201H164V200L162 199V198H163V197H162V195H163L162 193L160 194L162 198H161V197L159 198V199H162V201L158 199L159 196L157 195V194H158L157 192L160 193V191H162V190L157 191V188L159 187V186L157 187V185H159ZM211 184H212V183H211ZM250 184L252 185V183H250ZM255 184H257V183H255ZM255 184H253V185H255ZM185 185H186V186H185ZM241 185H242V186L244 185V186L242 187ZM251 185L248 186V187L251 188ZM103 186L105 187V185H103ZM103 186H102V187H103ZM171 186H172V187H171ZM184 186H185V187H184ZM190 186H191V184H190ZM190 186H189V187H190ZM210 186H211V185H210ZM215 186H217V188H216ZM239 186H240L241 188H240ZM85 187H86V186H85ZM111 187H110V188H111ZM170 187H171V188H170ZM194 187H193V188H194ZM254 187H255V186H252V189H254ZM258 187H259V188H258ZM88 188H90V187L88 186ZM91 188H92V187H91ZM93 188H95V187L93 186ZM93 188H92V189H93ZM106 188H107V187H106ZM121 188H122V189H121ZM132 188H129V186H128V188H127L126 191H127L129 194H132L130 191H128V189H132ZM176 188H177V187H176ZM187 188H188V189H187ZM190 188H192V187H190ZM210 188H211V187H210ZM214 188H215V189H214ZM239 188H240V189H239ZM250 188H248L246 191H248ZM92 189H91V191H92ZM97 189H101V188L96 187L95 190H97ZM108 189H109V188H108ZM236 189H239L238 192H237V191H234V190H236ZM243 189H244V188H243ZM81 190H83V189H81ZM89 190H90V189H89ZM103 190H106V189L104 188ZM103 190H101V192H102ZM112 190H113V188H112ZM112 190H110V191L112 192ZM172 190H174V189H172ZM172 190H171V191H172ZM176 190H177V189H176ZM178 190H179V189H178ZM181 190H180V191H181ZM190 190H189V191H190ZM203 190H205V191H203ZM244 190H245V189H244ZM254 190H255V189H254ZM254 190H253V191H254ZM182 191H183V190H182ZM194 191H195V192H194ZM263 191H264V190H263ZM73 192H76V191L74 190ZM77 192H78V190H77ZM79 192L82 194L81 191H79ZM79 192H78V193H79ZM84 192L87 193L88 191L86 190V191H84ZM111 192H110V194H111ZM113 192H114V191H113ZM113 192H112V193H113ZM162 192H163V191H162ZM241 192H243V191L241 190ZM249 192H250V191H249ZM55 193H57V192H55ZM55 193H53V194L55 195ZM78 193H76V194H78ZM80 193H79V194H80ZM89 193H90V192H89ZM98 193H99V192H98ZM107 193H108V192H107ZM114 193H115V192H114ZM123 193H124V192H123ZM128 193H124V194L126 195V194H128ZM173 193H174V192H173ZM173 193H172V194H173ZM178 193H179V192H177V194H178ZM243 193H244V192H243ZM243 193H242V194H243ZM255 193H256V191H255ZM53 194H52V195H53ZM71 194H72V193H71ZM71 194H69V195H71ZM76 194L73 193L71 196H73V195L75 196ZM81 194H80L79 196L76 195L77 197L75 196V198H74V196H73V198H70L69 195H68L67 197H69V199H67V201L64 200V202L66 203V206H64L65 208L63 207V208H64V210L62 209L63 211L58 210V206H59V204H58L57 208L54 207L55 205H54V206H50L51 209H50V208H47V207H44V210H45V209L47 210V211L45 210L46 212L50 213V212L53 210V213H55V215H53V214H51V215H50V214H46V215H45L46 217H48V219H52L51 222L48 224V226H45V227H47V230H48L49 233H56V231H55V230H56V227L58 228V225H59L58 222H57L58 225L55 224L56 221H59V222L62 221V222H64V220H66V222H64L63 224H69V223H73V222H75V221L77 220V219L75 220V219L73 218L75 221L72 220L73 222H70L71 217H74V215L76 216L75 213L79 211V210L77 209V207H75V206H77V205L80 203V202H79V203L77 204V202H78L79 199H80ZM96 194H97V193H96ZM99 194L102 196L101 193H99ZM110 194H108V195H110ZM115 194H118V193H115ZM180 194H181V192H180ZM180 194H178V195H180ZM182 194H183V193H182ZM187 194H188V195H187ZM239 194H240V193H239ZM54 195H53V196H54ZM57 195H58V193H57ZM57 195H56L55 199L52 198V196H51L50 199H52V200H51L52 203H53L54 200H56V203H57ZM84 195H85V194H84ZM89 195H90V194H89ZM108 195H107V197H108L110 200H112L113 202H114L115 199L118 200V196H119V198L123 196V195H122V196H121V195H117V197H116L114 194H112V198H115V197H116V198H115V199H111L110 196H108ZM125 195H124V197H125V201H124L123 198H122V199H123V202L121 201V202L124 204L123 207H125V210L127 209L126 207L128 206L127 203H129V204H131V205H132V203H133V207H137V209H139V210H138L139 213H141L140 211H142V210L144 211V209L141 210L140 208H138L139 205H137V203H136L134 200H133L132 203H131L130 198H129V197H126V196H128V195H126V196H125ZM170 195H171V194H170ZM185 195H184V196H185ZM193 195H192V197H193ZM234 195H235V196H234ZM236 195H237V197H236ZM62 196L64 197L63 199L66 198V196H64V195H62ZM113 196H114V197H113ZM181 196H183V195H181ZM201 196H199V197H201ZM233 196H234V197H233ZM241 196L243 197V195H241ZM83 197H84V196H83ZM97 197H98V195H97ZM99 197H100V196H99ZM99 197H98V198H99ZM130 197H131V196H130ZM133 197H134V195H133ZM146 197L149 198L150 202H146V200H147ZM187 197H186V198H187ZM194 197H193V198H194ZM58 198H59V197H58ZM61 198H62V197H61ZM84 198H85V197H84ZM100 198H101V197H100ZM100 198H99V199H100ZM139 198H140V199H139ZM164 198H165V197H164ZM189 198H191V197H189ZM189 198H188V199H189ZM193 198H192V199H193ZM195 198H194V199H195ZM239 198H240V197H239ZM248 198H246L245 200H248L247 202L249 203L250 200H249ZM50 199H49V205H50V202H51ZM53 199H54V200H53ZM63 199H62V200H63ZM81 199H82V201H83V198H81ZM142 199H141V201H142ZM188 199H187V200H188ZM194 199L191 200V201H194V202L196 203V200H194ZM225 199H226V202H225V203H227V207H226V206L223 207L224 205L221 206L222 203L224 204V202H222V201L225 200ZM241 199H242V198H241ZM241 199H240V200H241ZM62 200H61L60 202H62V204H63L64 202H63ZM119 200H121V199H119ZM149 200H148V201H149ZM165 200H166V199H165ZM187 200H186L185 202H187ZM237 200H238V199H237ZM245 200H244V202H241V201H240L241 204H242V203H245V202H246ZM254 200H253V203H252V204L256 203L255 205L257 206V205H258V204H257V201L255 202ZM100 201H103L102 204H104V200H103V199H101ZM115 201H116V200H115ZM159 201H160V202H159ZM189 201H190V199H189ZM189 201H188V202H189ZM46 202H48V201H46ZM58 202H59V199H58ZM121 202H119V204H121ZM124 202H125V203H124ZM134 202H135L136 204H135ZM143 202H144V201H143ZM163 202H164V203H163ZM251 202H252V201H251ZM259 202H260V203H259ZM65 203H64V204H65ZM110 203H111V202H110ZM114 203H115V202H114ZM147 203H148V204H147ZM161 203H162V204H161ZM169 203H171V202H169ZM169 203H168V204H169ZM248 203H246V204H247V205H251V203H250V204H248ZM44 204H45V203H44ZM44 204H43V205H44ZM64 204H63V205H64ZM102 204H101V205H102ZM119 204H116V205L112 206V203H111V204H109V207H110V205H111L112 208H113V207H116V206L118 205V207L121 208L122 206H121V205L119 206ZM125 204H127V206H125ZM142 204H144V203H142ZM188 204H189V203H188ZM188 204L186 203V205H188ZM191 204H192V202L188 205V207H189ZM193 204H194V203H193ZM193 204L191 205V207H195ZM56 205H57V204H56ZM60 205H61V204H60ZM63 205H61V206H63ZM80 205H81V204H80ZM106 205H107V204H106ZM135 205H136V206H135ZM146 205H145V206H146ZM151 205H152V204H151ZM174 205H175V204H174ZM174 205H172V203H171V207H170V204H169V209L172 208V206H174ZM225 205H226V204H225ZM235 205H236V207H237L238 203L235 204ZM243 205H245V204H243ZM263 205H264V203H263ZM46 206H47V205H46ZM98 206L100 207V205H98ZM98 206H97V207H98ZM103 206H105V205H103ZM148 206H150V205H148ZM48 207H49V206H48ZM52 207H54V208H52ZM101 207H102V206H101ZM109 207H107V208L110 209ZM133 207L131 208V209H132V212H133V213L131 212V213H132V214H131L132 216L135 215V214H134L135 208L133 209ZM139 207H140V206H139ZM141 207L144 208V205H142ZM146 207H147V206H146ZM146 207H145V208H146ZM157 207H158V206H157ZM191 207H189V208H190L191 210H193L194 208H191ZM240 207H242V206L240 205ZM243 207H244V206H243ZM247 207H248V206H247ZM247 207H246V208H247ZM249 207L251 208V206H249ZM261 207H262V205H261ZM61 208H62V207H61ZM75 208H76L77 210H75ZM78 208H80V207H78ZM105 208H106V207H105ZM112 208H111V209H112ZM116 208H117V207H116ZM119 208H117V210H118ZM149 208H150V207H149ZM149 208H148V209H149ZM151 208H152V207H151ZM234 208H235V206H234ZM237 208H238V207H237ZM246 208H241V209L244 210V209H246ZM252 208H253V205H252ZM256 208H257V207H256ZM100 209H101V208H100ZM131 209H129V211H131ZM232 209H233V208H232ZM239 209H240V208H239ZM258 209H259V208H258ZM258 209H255V213L261 211V209H260V210H258ZM41 210H43V208H41ZM74 210H75V211H74ZM97 210H98V212H102V211H100L99 209H97ZM104 210H106V209H104ZM112 210L114 211L115 209H112ZM112 210H111V211H112ZM120 210H121V209H120ZM188 210H189V209H188ZM222 210H223V209H222ZM222 210L220 211V213H221V212L223 213L224 210H223V211H222ZM226 210L229 211L230 208H228V209H226ZM235 210H236V209H235ZM237 210H238V209H237ZM249 210H250V209H249ZM256 210H258V211L256 212ZM262 210H264V209L262 208ZM122 211H123V209H122ZM122 211H121V212H122ZM138 211H136V212H138ZM143 211H142V212H143ZM145 211H146V210H145ZM215 211H216V212H215ZM232 211H233V210H232ZM240 211H241V210H240ZM244 211H245V210H244ZM244 211H243V215H244ZM251 211H252V210H250V212H251ZM46 212H43V211H42L41 213L44 214V213H46ZM114 212H115V211H114ZM114 212H113V213H114ZM116 212H117V211H116ZM116 212H115V213H116ZM121 212H120V213H121ZM187 212H188V211H187ZM241 212H242V211H241ZM245 212H246V211H245ZM247 212H248V211H247ZM252 212H253V211H252ZM117 213H118V212H117ZM122 213H124V212H122ZM139 213H137V214H139ZM143 213H144V212H143ZM161 213H162V212H161ZM161 213H160V210H159L158 215H157L156 217H154L155 219L153 218V219H149V220H147V224L142 223L144 227H146V225H147L148 227H150V228L153 230V231H150L151 235H150V234H149V235L151 236V238L154 237V238H156L157 240H158L157 237H161V235H163V234H164L163 237H165L169 231H170V232H169L168 236L170 235V233L172 234V231H171V230L174 229L175 226H176V225H175L174 228H173L171 225H174V224L171 223V225H170V223H169V222H171V218H170L171 216H170V215H169V218H170V219H169V218L167 219L168 216H167V215H166L167 217H166V216H161ZM168 213H169V210H168ZM224 213H225V211H224ZM253 213H254V212H253ZM253 213H252V214H253ZM125 214H126V218H128V217H127V215H129L128 212H127V213L125 212ZM182 214H185V213H182ZM188 214H189V215L191 214L190 211H189ZM188 214H187V216H189ZM218 214H219V213H218ZM225 214H227V213H225ZM246 214H248V213H246ZM246 214H245V215H246ZM257 214H258V213H257ZM257 214H255V216H258V215H259V214H258V215H257ZM262 214H263V211H262ZM262 214L260 213V215H262ZM115 215H116V214H114V217H115ZM131 215H129V216H130V217H129L130 220H132L131 218H133V217H131ZM145 215H146V212H145ZM162 215H165V213L162 214ZM228 215H229V213H228ZM250 215H251V214H249V216H250ZM45 216H44V218H46ZM249 216H246L247 218H246V217H245V218L248 219ZM68 217H70V219H69ZM165 217H166V219H164ZM209 217H210V216H209ZM213 217H210L209 220H210L211 218H213ZM262 217H263V216H262ZM65 218H66V219H65ZM67 218H68V219H67ZM75 218H78V217H75ZM118 218H119V214H118ZM118 218H117V219H118ZM206 218H207V219H206ZM249 218H250V217H249ZM251 218H252V217H251ZM253 218H254V217H253ZM255 218H258V217H255ZM255 218H254V219H255ZM260 218H261V217H259L258 219H260ZM41 219H42V218H40V220H41ZM205 219H206V220H205ZM254 219H253V223H254ZM40 220H39V221L35 220L34 225H35V226H39V228L41 229L43 226H41L42 224H40ZM54 220H55V221H54ZM151 220H152V221H151ZM169 220H170V221H169ZM250 220H251V219H250ZM250 220H248L249 223H250ZM62 222H61V223H62ZM143 222H144V221H143ZM38 223H39V225H38ZM112 223H113V222H112ZM174 223H175V222H174ZM253 223H252V224H249V226H250V225H256L255 223H254V224H253ZM203 225H204V226H203ZM111 226H112V224H111ZM201 226H202V227H201ZM144 227H141V228H144ZM171 227H172V229H170ZM250 227H251V226H250ZM256 227H258V226H256ZM106 228H107V227H106ZM247 229H249V231H250V230L252 229V227H251V229H250L249 227H247ZM102 230H103V229H102ZM105 230H106V229H105ZM105 230H103V232H104ZM106 231H107V230H106ZM110 231H111V229H110ZM110 231H109V229H108V232H109L108 234L105 232L106 234H105V233H101L102 235H98V237H96L95 235H93V236L96 237V239L98 238L97 240H99V241H101V239L106 240L107 238H108L109 241H111V240H112V239H111V235H112V234L110 233ZM199 231H198V232H199ZM246 231H247V230H246ZM249 231H247V232L244 231L245 233H247V235H244L242 232H241V235L243 234L244 236H243V235H242V236H243L244 238H245V236H248V235H249V238H250V237L253 236L254 234H253V233H252L253 235H252V234H248V233H250ZM251 231H252V230H251ZM112 232H113V231H112ZM96 233L99 234L100 231H99V232L97 231ZM113 233H114V232H113ZM165 233H166V234H165ZM175 233H174V234H175ZM237 233H238V232H237ZM237 233H236V235H238ZM94 234H95V232H94ZM110 234H111V235H110ZM186 234H187V235H186ZM239 234H240V233H239ZM96 235H97V234H96ZM149 235H148V236H149ZM93 236L91 235V238H92ZM178 236H179V235H178ZM178 236H177V237H178ZM187 236H188V237H187ZM242 236H241V237H242ZM81 237H82V236H81ZM81 237H80V239H81ZM186 237H187V238H186ZM241 237L239 236L240 240H241ZM243 237H242V238H243ZM112 238H113V237H112ZM148 238H149V237H148ZM167 238H169V237H167ZM171 238H172V237H171ZM195 238H196V235H195L194 239H195ZM80 239H78L79 242H82V240L80 241ZM92 239H93V238H92ZM156 239H155V240H156ZM159 239H161V238H159ZM163 239H164V238H163ZM178 239H179V237H178ZM183 239H184V238H183ZM185 239H184V240H185ZM191 239L193 240V237H192ZM191 239H190V240H191ZM93 240H95V239H93ZM97 240H96V242H97ZM108 240H107V241H108ZM150 240H151V239H150ZM196 240H197V239H195V242H196ZM238 240H239V239H238ZM238 240L236 241V243H235V241H234L235 244H233L232 246L230 245V246L232 247V251H230L229 253H231V252H232V253H231L230 256L228 255V256H229V259H228V260H229V262H231V264H242V261H243V257H242V255H243V250H242V247H243L244 245H243L242 247L239 246L238 243L240 244V242H238ZM240 240H239V241H240ZM243 240L245 241V243H246V241L248 240V241H247V244H248L249 241H250L249 239H243ZM49 241H50V240H49ZM49 241H48V242L46 241V242H47L46 244H51V243H49ZM102 241H103V240H102ZM244 241H242V242L244 243ZM83 242H84V241H83ZM83 242H82V243H83ZM96 242L93 243V247H95L94 245H98ZM103 242H104V241H103ZM103 242H102V243H103ZM189 242L191 243V241H189ZM195 242H194V243H195ZM82 243H81V245H82ZM84 243H85V242H84ZM84 243H83V245H84ZM104 243H105V242H104ZM192 243H193V242H192ZM34 244H36V243H34ZM44 244H45V242H44ZM76 244H78V241H77V240H76ZM91 244H92V243H91ZM91 244H90V248H88V249H93V248L91 247ZM42 245H43V243H42ZM78 245H80V244H78ZM74 246H75V245H74ZM74 246H73V247H74ZM85 246H86V244H85ZM88 246H89V245H88ZM247 246H248V245H247ZM43 247H44V248H47V246H43ZM71 247H72V246H71ZM73 247H72V249H73V251H74L75 248H73ZM75 247H77V246H75ZM79 247H80V246H78L77 248H79ZM96 247H97V246H96ZM99 247H100V246H99ZM245 247H246V245H245ZM44 248H41V250L44 249ZM67 248H68V249H67ZM77 248H76V249H77ZM82 248H83V246H82ZM86 248H87V247H86ZM86 248H85V249H86ZM97 248H98V247H97ZM229 248H230V247H229ZM243 248H244V247H243ZM66 249L69 250V249H71V248H70V247H66V248H65V251L63 252V254H66ZM83 249H84V248H83ZM83 249H79V252H80V250H81L82 252L85 251V249H84V250H83ZM95 249H96V248H95ZM98 249H99V248H98ZM230 249H231V248H230ZM38 251H39V250H38ZM69 251H70V250H69ZM73 251H72V252H73ZM92 251H93V250H92ZM39 252H40V254H41V251H39ZM43 252H44V251H42V253H43ZM45 252H46V250H45ZM75 252L77 253V251H75ZM82 252H80V253H82ZM246 252H248V251H246ZM2 253H3V252H2ZM2 253H1V255H2ZM68 253H70V252L67 251V254H68ZM40 254H39V255H40ZM67 254H66V259H63V260H62L61 258H63V257H60L61 261L64 262V263H68L67 257H71V256H69V255H67ZM77 254H78V253H77ZM244 254H245V253H244ZM41 255H42V254H41ZM41 255H40V256H41ZM71 255H72V253H71ZM75 255H76V254H75ZM42 256H43V255H42ZM50 256H51V255H50ZM52 256H53V255H52ZM52 256H51V257H52ZM61 256H63V255H61ZM76 256H77V255H76ZM78 256H79V255H78ZM228 256H227V257H228ZM45 257H46V256L44 255V257H43L41 260L44 261V260H45V259H44ZM47 257H49V256L47 255ZM57 257H58V256H57ZM73 257H74V254H73ZM40 258H41V257H40ZM54 258H55V257H52V259L50 258L51 261H53ZM74 258H75V257H74ZM74 258H73V259H74ZM50 259H49V261H50ZM57 259H59V258H57ZM57 259H56V260H57ZM68 259H69V258H68ZM46 260H48V259L46 258ZM71 260H72V259L70 258L69 261H71ZM54 261H55V260H54ZM57 261H58V260H57ZM57 261H56V262H57ZM128 261H129V260H128ZM56 262H55L54 264H57L59 261H58L57 263H56ZM224 262H225V261H224ZM229 262H227V263H229ZM49 263L52 264L53 262H48V263L46 262V264H49ZM18 264H21V263H18ZM38 264H40V263H38ZM41 264H43V262H41ZM44 264H45V263H44Z\"/></svg>",
  "mask_w": 264,
  "mask_h": 264
}]
</instances>
